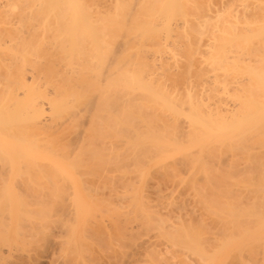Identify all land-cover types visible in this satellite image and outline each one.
<instances>
[{"label":"bare ground","instance_id":"6f19581e","mask_svg":"<svg viewBox=\"0 0 264 264\" xmlns=\"http://www.w3.org/2000/svg\"><path fill=\"white\" fill-rule=\"evenodd\" d=\"M2 1H4V0H0V2H2ZM12 1H14V0H12ZM11 0L10 1H7V3H6V1H5V3L4 2H2V3H4V4H2V3H0V9L1 10H3L2 11V13H4V14H2V13H0V15L1 16H5L6 18H7V20H10V19H8V17H10V14H12V12L15 14L16 12H19V11H22L23 9H22V2L24 3V5H23V7H24V9L26 10V11H22V12H25L24 14H25V16L28 14V13H33V11H35V8L37 7L38 8V5H40L39 7H41V6H44V5H46L47 3H48V5L47 6H45V9H47V14H45V17L46 16H51V14L53 13V11H56V9H57V13H60V15H61V17H62V20H63V22H64V25H65V27L63 28L64 29V33H62L63 34V36L65 37V38H67V34H69L70 36H72L73 38H75V39H73L72 40V38H71V41H73V43H75L76 44V49H77V58L79 59V61L80 62H82V64L81 65H83L84 64V60L86 59V60H90L89 62L88 61H86L85 62V64L88 62V63H91V65H93V63L95 62V60H96V63H94L95 64V69H97V72H95V69H94V65L92 66L93 67V69H92V67H91V69H90V66L88 65V68H89V70H90V72L91 73H94V74H92L93 75V77L95 76V74H96V78L94 79L93 77H92V75H91V77H92V79H94V82H95V84H94V82H93V84L94 85H97L96 87H93L92 88V86H94V85H90L89 83H88V81H90L89 79L91 78H89V76L88 75H86L85 77L82 75V74H86V73H89V71L88 70H86V69H88V68H86V67H84V68H82V66L81 65H77L76 67L78 68V67H80L79 69H84L83 71H88V72H84V73H82L81 74V78H80V76H79V78H77L78 76L76 75V74H78L81 70H78V71H74L73 72V68H72V70H70L71 72L69 73L70 74V76H72V74H75L77 77H72L73 78V81H74V79L75 78H77V80L76 81H78L79 82V84H80V80H81V84H83L82 82L84 81L86 84H89L88 85V87H89V89L88 90H91L92 89V91H89V92H87V93H85L84 95L81 93V92H79L80 91V89H78V88H81L82 89V86L81 87H79L78 85L75 87V84H78V83H74V85H72V83H70V85H72V86H74V89H76V92H78L77 94L75 93V92H72L71 93V95L68 93V95L69 96H71V97H66V100L65 101H62V99H61V101L59 100V102H61L60 104H59V102L57 103V102H55V103H57V104H55L54 103V105L56 106V105H60L61 106V108H60V106L58 107V106H56V107H58V108H56L54 105H53V102L55 101L54 99H53V101H52V103H51V107H53L54 106V108L53 109H58V111L57 112H59V111H61V110H63L62 112H66L67 111V113H69V114H67V115H65V112L63 113V115H65L66 117H68L67 118V121H68V119H69V116H71V118H72V115L70 114L71 112L69 111V109H66V108H68V107H66L67 105L66 104H68V102H70L69 100H73L74 101V98L76 97V98H78L80 101H83V103L82 102H80L81 103V105H77V107L79 106V107H81L82 105L85 107V112L89 115V117L91 116V112L90 111H93V110H96L95 109V105H97V103L98 102H100V104L103 102V105H104V107H103V105L101 104H99L100 106H102V109H103V112H102V110H98L97 112H99V113H96L97 115L98 114H101V115H99V117H101V119L103 118H105L104 120L102 119V122L103 123H105V125L103 124L102 126H101V123H100V125H96V123H95V127L96 126H101L100 128H99V131H100V133H99V135H101V132H103V129L101 130V128L102 127H104V126H106V130L107 129H109L108 130V132H103L104 133V136H105V134H106V136L107 137H111L112 135L114 136V134L116 135V133H119L118 135H117V137H120V138H118V140L120 141V145H121V143H122V145H124L125 147H127V142H128V140L126 139V140H123V138L121 137L124 133V135H123V137L124 136H126V137H124V139L125 138H127V137H133V136H136V138H139V140L141 141V143H142V145H140V146H143V148H144V145H147L146 147H148L147 149L146 148H144L145 149V151H147V163L149 162V163H151V161L152 160H156V170H154L155 168H153V169H151L149 166L147 167L148 168V171H147V173L149 172V168L151 169L150 170V172H152V170L154 171V173H157V171H158V173H159V171H161L158 175H162V173L164 174V172H165V175H167L168 176V178H169V180H168V178H167V181H170V179L172 178V180L170 181V183L173 181V187L174 186H178V187H176L178 190H180L181 189V187H183L185 190H187V189H189V191H193V195H194V198H198L200 201H202V200H204V201H206L207 200V202H205L204 204L205 205H202V206H207L208 207V209L210 208V205H211V208L210 209H212L211 210V213H210V209H209V212H206V210H205V208L204 209H202V210H205V212L207 213V214H209L210 213V217L212 218V217H214L213 219H212V221L213 222H215V219H216V221L218 222V226H217V222H215L216 223V230L214 231L216 234L215 235H217V234H220V235H222L221 237H219L220 235H218V237H219V239H217L218 237L216 236V239H217V242L219 241V245L218 246H220L221 244V246L222 247H220V251H221V249L223 250H228V251H233L234 249H233V247H237V246H239V245H241V246H244V245H246L247 243H251V245H252V243L254 244V246L252 245H249V246H251L250 248H252L253 250H255L256 251V249H259V251L257 250V252H258V254H259V252L261 253L262 251H264V247L263 248H260V247H262L263 246V240H261V239H264V235L262 236V237H260V235H262V233L264 234V0H233V1H236L237 2V5H238V8H237V10H236V13H232V12H230V9L228 8L229 6L228 5H230L229 3L231 2L230 0H224V1H221L222 3L224 2L225 4H223V5H225L226 7L224 8L223 6H222V3L221 2H219L220 3V5H219V7H218V5L215 7V9H214V11H212V6H210L211 5V2L210 1H208V3L206 4V6L207 5H209V7L207 6V9H206V7H205V3L203 4V3H201L199 0H195V1H197V2H199V4L198 3H196L195 1H190V2H188V3H190V4H188L187 3V0H184L180 5H182V7L179 5V2L181 1V0H170V2H168V1H166V0H164L165 2H168L167 3V5H166V3L164 4V2H163V0H161V6H158L159 7V9H156V11L154 10V12H153V14L155 15L156 14V16L158 15V14H160V15H158L159 16V18H160V20H163L162 18H161V16L162 17H165V19H169L170 18V20L168 21V22H171L170 24H167V25H169V27H167V25H166V23L165 24H161L160 25V23H159V26L157 25L158 24V22L160 21H158V19L157 18H155L156 16H154L153 14H151V17L152 18H155V19H157V21H152L153 19L151 18V20L150 21H152V22H154V23H156L157 22V24L155 25L154 23H152L151 25H148L149 23H150V21H149V23L148 24H146L147 22H148V20L147 21H143V23H144V26H143V24H141L140 26V28H139V21L141 20H137L136 22H137V26L135 25V23L134 22H131V21H133V18L131 19V18H128V19H131V21H129V22H131V24H134L136 27H137V29H138V31L136 30V29H134V30H132V29H127V28H124V29H127V31L129 30L130 32L131 31H134L135 32V30L137 31V32H135V36H138L137 34L138 33H140V30H145V28H146V33H148V31H147V29L149 30L150 28H151V26H153L154 28H151L152 30L154 29L155 31H156V33L154 32V31H150L149 33H152V35L153 34H155V36L159 33V35H162L163 34V32H164V37H161V36H159V39H160V41H159V39L157 38V40H155V42L156 43H158V44H156L160 49L158 50V47L156 46V48H157V50H156V52H155V48H151V49H149V47H148V50L146 49V51H148V53H149V51L150 50H152V53H154L155 54V56L157 57V54L159 55V54H161V56L160 57H162V55H164V53L163 52H165V51H163V45H165V47H166V43H168V41L166 42V40H163V39H165L166 38V32L168 33L169 32V34H171L172 35V37H173V39H171L172 41H173V44H175L174 42V38H175V35H177V37L178 36H180L179 38H176L175 40L176 41H178V43H179V40H181L180 38H184V40H185V36H186V46H187V42H189V40H187L189 37V35H190V45L187 47V48H189L188 50V52H189V56H190V58H188V56H187V54H186V56H187V58L188 59H192V60H194V63H195V61H196V59H194V58H196V57H199V55L201 56L202 55V57L200 58H197L198 59V61H200L199 62V67H196V65L194 66L193 64V61L191 62L190 60H188L189 62V64L188 63H186V65L188 64V66H189V68H187V66H185V63L184 64H182L183 66H185V69H186V71H187V74H188V72H189V76L186 74V71L185 70H183V71H185V73H184V76L183 75H179L180 76V80H182L181 79V76H183L182 78H184L183 79V84H182V90L181 89H179V90H177L176 88L175 89H172L171 90V92L174 94H170V89L171 88H169L168 87V85H166V82H164L165 83V86L163 85L162 87H166L165 88V90L163 91V89L161 90V91H159L158 90V87L159 86H161L162 85V83H160L159 84V82H157L158 80L160 81V80H166V78H165V75L164 74H166L165 72H164V76H162V74L160 75V76H162V77H159V75L157 74V73H159V72H162L163 73V69L166 71V69L168 68V66H167V64H166V67H165V64L160 60V63L158 62L159 61V59H160V57L158 58V60H157V58L154 56V58L152 59L153 60V62L155 61V60H157V62L159 63V65H156L155 64V62L153 63V64H155V65H153V64H151V63H149L148 61L146 62L145 60H143L142 61V58H141V60H139L140 62L138 63L137 62V57L139 58V55H138V53L141 51H138V53L136 54V55H132V54H130L129 55V51H130V48L128 47L129 46V41L127 42L126 40L127 39H125V37H124V40H122V42L124 41V43H122L121 42V40L119 39V40H117L118 42L120 41L121 42V44L122 45H124V48H123V52H124V49H125V51L127 52V54L130 56V58H131V60H130V58H129V56H128V58H129V60H124L125 58H120L121 56V54H119V53H121V51L119 50V48H117L118 46H111V47H107V46H109V43L107 42V43H105V44H103L102 42H106V38H105V36L107 37V33H108V29L106 30H104V32L106 31L107 33H105L106 35L104 36V33L102 32L103 31V29L102 28H100V29H102V33H103V37H100L99 39H100V41H101V43H102V45H104V47H102V45L100 44V46H101V54L103 53V51H104V55L102 56V55H100L99 56V51L100 50H94V51H90V49H91V47L89 48V47H87L86 48V46L87 45H85V44H89L90 42H92L91 40L93 39L94 41H97V40H95V38H97L96 37V35H97V33H98V28L96 27V26H94L93 24H92V21H91V17L88 15V13H87V10H85L86 9V7L83 5V4H85L84 2H81V0H18V3H16L17 2V0L16 1H14V2H12ZM19 1H21V2H19ZM92 1H95V0H92ZM113 1V0H112ZM115 1V0H114ZM132 1V0H131ZM139 1H144V0H139ZM157 1V0H156ZM155 0H153V2H152V0H151V2H149V1H147L148 3H146V1L145 2H137V0H133L132 2H134V5L136 4V2L138 3V7L140 6H142L143 5V3H144V5H149V4H151V5H149V7L150 6H156V4L155 5H153L154 3H158V5H159V3H160V1L158 2H156ZM175 1H177V2H175ZM179 1V2H178ZM207 1V0H206ZM214 1V0H213ZM219 1V0H218ZM230 1V2H229ZM101 1H97V3H100ZM120 3V5H119V3ZM129 2V1H128ZM162 2H163V4H162ZM171 2H172V4H171ZM184 2L186 3V4H184ZM202 2H203V0H202ZM19 3H20V5H19ZM102 3V2H101ZM103 3H105V1H103ZM107 3H109L108 1H107ZM123 3V2H122ZM119 0L117 1V5L118 6H116V7H121V6H125V4L123 5ZM146 3V4H145ZM200 3H201V7H203V5H204V8L206 9V10H208L209 11V13H211L210 15H209V13H208V11L206 12H204V14H206L205 16L206 17H204V14L203 13H200V11L202 10V11H204L203 9H201V7L199 6V8L196 6V4L197 5H200ZM215 3H217V2H215ZM215 3H213V4H215ZM218 3V4H219ZM96 4V3H95ZM130 4H131V2H130ZM187 4H188V6L190 5V7H188L187 6ZM192 4H194V5H192ZM203 4V5H202ZM20 6V8H21V10H19L20 8H18L19 6ZM129 5V4H128ZM137 5V4H136ZM133 6V4H131L130 5V8L128 7V10L130 9L131 10V12H132V10H133V12L134 13H136V10L135 9H141L140 7L138 8L137 6ZM166 6L165 8L164 7H162V6ZM178 5V6H177ZM96 6H97V4H96ZM99 6V5H98ZM109 6V5H108ZM132 6H133V9H131L132 8ZM170 6V7H169ZM177 8H176V7ZM185 6H187V8L189 9V8H191V6H192V8L193 9H195L194 10V12H193V10H192V14H196L195 13V11L197 10V14L198 15H202L200 18H204V19H202V20H200L199 22H198V24H196V25H194V27H191L192 29H190L191 30V32H190V34L188 33V34H184L183 32H184V29L186 28V26H185V22L186 21H183V22H181V25L177 22V21H179V20H176V22H177V25L176 24H173V26L171 25L174 21H173V17L171 18V16H173V10H174V8L176 9L174 12H175V14L177 13V14H182V12H185V10L184 9H186V7ZM215 6V5H214ZM213 6V7H214ZM224 8H222V7ZM228 6V7H227ZM18 8V10H17V8ZM136 7V8H135ZM146 7V6H145ZM148 7V6H147ZM152 7H150L149 9V11H147L146 9V11L148 12L147 13V15H149L150 13L149 12H151L153 9H155L154 7H153V9H152ZM157 7V8H158ZM161 7H162V9H161ZM179 7H181V8H179ZM195 7V8H194ZM231 7V6H230ZM41 8H43V7H41ZM104 8H106V7H104ZM103 8V9H104ZM110 8H111V6H110ZM124 7H121V10H123V11H125L124 9H123ZM135 8V9H134ZM144 8V7H143ZM211 8V9H210ZM216 8H218V9H216ZM222 10H221V9ZM226 8H228L229 9V11L228 10H225ZM98 9V8H97ZM101 10H102V8H100ZM107 9H108V7H107ZM107 9H104V11L105 10H107ZM180 9V10H179ZM199 9H201L200 11H199ZM1 10H0V12H1ZM40 10H43L44 11V9H40ZM120 10V9H119ZM135 10V11H134ZM137 10V11H138ZM142 10V9H141ZM172 10V11H171ZM178 10V11H177ZM182 10V11H181ZM216 10H218L216 13H215V11ZM99 11V10H98ZM109 11V10H108ZM186 11H191V9H189V10H186ZM211 11V12H210ZM37 12H38V9H37ZM110 12V11H109ZM131 12H129V13H131ZM143 12V11H142ZM6 13V14H5ZM36 13V12H35ZM35 13H33V15L31 16V18L29 17H27V19H29V20H31L32 19V17H34V16H38L41 12L39 11L38 13V15H36ZM43 13H45V11L43 12ZM48 13L50 14V15H48ZM101 13H103V12H101ZM105 13L106 14H108V12H106L105 11ZM111 13H113V11L111 12ZM110 13V14H111ZM127 13V12H126ZM144 13H146V12H144ZM152 13V12H151ZM189 13V12H188ZM208 13V14H207ZM214 13H215V15H214ZM22 14V13H21ZM99 14H100V12H99ZM98 14V15H99ZM172 14V15H171ZM53 15V14H52ZM59 15V14H58ZM113 15V14H112ZM115 15V14H114ZM122 15H123V12H122ZM136 15H138V14H136ZM142 15V14H141ZM146 15V16H147ZM214 15V16H213ZM16 16V17H15ZM107 16V15H106ZM133 16V15H132ZM143 16H145V15H142V17ZM12 18L13 17H15V18H17L18 17V19H17V23L18 24H15L14 23V25H19L20 23L22 24V20H21V18L23 17V18H26V17H24V16H21V18H20V16H17V15H13L12 14V16H11ZM40 17V16H39ZM60 17V18H61ZM105 17V16H104ZM112 17V16H111ZM115 17V16H114ZM134 17V16H133ZM1 18V17H0ZM5 18V19H6ZM11 18V19H12ZM34 18H36V17H34ZM41 18V17H40ZM43 18V17H42ZM59 18V19H60ZM100 18V17H99ZM124 18V17H123ZM137 18V17H136ZM147 18H148V16H147ZM44 19V18H43ZM42 19V22L44 21ZM50 19H53V20H55L54 18H50ZM49 19V20H50ZM139 19V18H138ZM144 19H146V17L144 18ZM149 19H150V17H149ZM177 19H179V16H178V18ZM2 20H3V18H1V20H0V24L2 23V25H0V28H1V26H2V28L1 29H3V30H7V27H8V25L7 24H5V25H7V27H3V23H6V22H8V21H4V22H2ZM16 20V19H15ZM14 19H13V21H15ZM28 20V21H29ZM38 20H40L39 18H38ZM37 20V21H38ZM49 20H48V18H47V24L49 23ZM51 21L52 23H50V24H52L53 26H54V21ZM109 20H110V18H109ZM113 20H115V19H113ZM175 20V19H174ZM21 21V22H20ZM32 22H34V26H35V24L37 25L38 23H35V20H31ZM31 21H29V24H31L30 22ZM70 21V23L69 24H67V22H69ZM116 21V20H115ZM125 21H126V19L124 20V24H127V25H129L128 23H125ZM135 21V20H134ZM164 21L165 20H163V21H161V23L163 22L164 23ZM12 22V20L10 21V22H8V23H10L9 24V27H8V30L7 31H4V32H8V33H10V31H11V33L12 34H7V36L5 37V36H3V37H5V38H9L11 35L14 37V39L16 38L17 39V41L19 40V39H21V37L22 36H25V40H26V38H28L30 35H32V37H36L37 39H38V35H39V33L41 32V31H44L43 29L47 26V25H45V23H44V27H42L41 26V24H40V26L42 27V30H40V26L39 27H37V29H39L40 30V32L39 33H31V34H29V31H26L28 28H29V26H28V28L25 26V28H24V32L26 33V32H28V34H29V36L28 35H23V34H21V33H23V32H19V35L21 34V37H19V39L17 38V35L16 34H18V33H16V34H13V29H12V26H11V28H10V25L11 24H13V23H11ZM20 22V23H19ZM26 22V21H25ZM57 22V21H56ZM66 22V23H65ZM99 22V21H98ZM97 22V23H98ZM112 22V21H111ZM114 22V21H113ZM167 22V21H166ZM176 22H174V23H176ZM24 23V22H23ZM27 23V22H26ZM54 23V24H53ZM60 23V22H59ZM96 23V22H95ZM184 24V26H182L183 24ZM100 24H101V22H100ZM115 24V26H116V24L117 23H114ZM146 24V25H145ZM186 24H188V23H186ZM62 25V24H61ZM60 25V26H61ZM96 25V24H95ZM119 25V24H118ZM147 25H148V27L150 26V28H148L147 27ZM165 25V26H164ZM16 26L15 27H13L14 28V30L16 29ZM22 28H23V26H24V24H23V26L22 25H20ZM48 26L50 27V28H48L50 31H54V29H58V27H53L52 28V30H51V25H49L48 24ZM47 26V27H48ZM100 26V25H99ZM102 26H103V28L105 27L103 24H102ZM101 26V27H102ZM156 26V27H155ZM158 26V27H157ZM179 26L181 27L180 29H177V27L179 28ZM17 27H19V26H17ZM20 27V28H21ZM31 27V26H30ZM32 27H33V23H32ZM32 27L30 28L31 29V31H32ZM46 27V28H47ZM117 27V26H116ZM123 27V26H122ZM132 27V26H131ZM135 27V28H136ZM145 27V28H144ZM161 27H163V30H161L162 28ZM170 27H171V29H170ZM176 28L177 29V31H176V29H175V32H174V29H173V31H172V28ZM183 27H185V28H183ZM11 30H10V29ZM45 28V29H46ZM106 28V27H105ZM164 28L166 29L167 28V30H164ZM169 28V29H168ZM182 28H183V30H182ZM18 29V28H17ZM35 29H36V26H35ZM48 29H47V31H48ZM123 29V28H122ZM123 29V30H124ZM115 30V29H114ZM143 30H142V32H143ZM169 30H171V31H169ZM183 31V32H181L180 33V31ZM189 30V31H190ZM1 31V30H0ZM16 31V30H15ZM20 31V30H19ZM34 31V30H33ZM32 31V32H33ZM37 31V30H36ZM46 31V34L47 35H45L47 38H49L48 36H49V34L51 33H53V31L52 32H49V34H48V32ZM57 31V30H56ZM56 31L54 32V34H56ZM111 31V30H110ZM115 31H117V30H115ZM121 31V30H120ZM2 32V31H1ZM61 32H63V31H61ZM154 32V33H153ZM158 32V33H157ZM171 32V33H170ZM174 32V33H173ZM195 32V35L196 36H191L193 33ZM57 33H58V35H59V37L58 36H56V35H54V36H56V37H58V38H60V40H62V42H65V43H68V41H69V38L68 39H65L64 41H63V36L62 35H60L59 34V32L57 31ZM147 34V35H151V34ZM177 33H179V34H177ZM186 33V32H185ZM192 33V34H191ZM33 34H34V36H33ZM113 34V33H112ZM118 34V33H117ZM132 34V33H131ZM143 34V33H142ZM141 34V35H142ZM182 36H181V35ZM36 35V36H35ZM41 35H42V33H41ZM53 35V34H52ZM69 35H68V37H69ZM121 34H119V35H117V37L118 36H120ZM140 35V34H139ZM183 35H184V37H183ZM194 35V34H193ZM1 36V35H0ZM28 36V37H27ZM51 36V35H50ZM124 36V35H123ZM143 36H144V34H143ZM158 36H156V37H158ZM163 36V35H162ZM204 36H207V38L208 39H210V42H209V44H205V47L206 48H203V47H201L202 45H203V43L202 42H196L197 40H195L194 41V38L193 39H191L192 37H195V38H198L199 40H203L202 38L204 37ZM211 36V37H210ZM2 37V36H1ZM2 37V38H3ZM13 37H12V40L13 41H11V37L9 38V40H10V44L12 45V44H14V39H13ZM61 37H63L62 39H61ZM110 38H111V36H109ZM121 37V36H120ZM140 37V36H139ZM156 37H154V36H152V38H156ZM188 37V38H187ZM0 39L1 41V43H3L4 41H3V39L4 40H6L5 38H3V39ZM24 38V37H23ZM41 38H42V36H41ZM43 38H44V35H43ZM42 38V39H43ZM46 38V39H47ZM51 38V37H50ZM49 38V39H50ZM55 38V37H54ZM87 38V39H86ZM88 38H90L89 40H88ZM101 38L102 39H104V41H102L101 40ZM114 38V37H113ZM113 38H112V40H113ZM123 38V37H122ZM148 38L150 39L151 37H149L148 36ZM152 38H151V40H152ZM162 38V39H161ZM168 38V37H167ZM16 39H15V41H16ZM29 39H32V38H29ZM29 39H27V40H29ZM40 39V38H39ZM46 39H44L45 41H42V40H36V41H39V42H46ZM135 39V38H134ZM141 39V38H140ZM146 39V38H145ZM149 39H147V40H149ZM26 40V41H27ZM53 40H57V38L56 39H52L51 41H53ZM87 40H88V42H87ZM136 40H137V38H136ZM151 40L149 41L150 43H151V45H154V44H152V42H151ZM170 40V41H171ZM183 40V39H182ZM16 41V43L18 44H21V42H17ZM21 41H22V39H21ZM32 41V45H34L33 44V42L35 43V46H36V49H40V48H37V47H39V46H37L36 45V43H38L39 44V42H36V41H34L33 39L31 40ZM48 41V40H47ZM114 41V40H113ZM112 41V42H113ZM116 41V40H115ZM114 41V42H115ZM116 41V42H117ZM163 41H165V44H162L163 43ZM171 41V42H172ZM194 41V42H193ZM6 42V41H5ZM9 42V41H8ZM13 42V43H12ZM23 42V41H22ZM61 42V41H60ZM60 42H58L57 41V45H58V43L60 44ZM117 42V43H118ZM139 42H141L140 40H139ZM197 43V45H195V48H194V45H192L193 43ZM0 43V44H1ZM15 43V45H12V46H16L17 44ZM26 43V45H27V42H25L24 41V44ZM54 42H52V44H53ZM117 43H113V45L114 44H116L117 45ZM135 43V42H134ZM138 43V42H137ZM177 43V42H176ZM183 43V42H182ZM182 43H179V46H180V44L182 45ZM201 43V45H199V47L202 49L201 51L198 49V47H196V46H198V44H200ZM10 44H8V45H10ZM18 44V45H19ZM24 44H22V45H24ZM30 44V45H31ZM46 44V43H45ZM45 44H44V46H45ZM56 44V43H55ZM54 44V45H55ZM69 44L71 45V42L69 41ZM91 44V43H90ZM89 44V45H90ZM120 44V45H121ZM136 44V43H135ZM140 44H142V42L141 43H139L138 45H140ZM171 44V43H170ZM173 44H171V47L173 46ZM17 45V46H18ZM25 45V46H26ZM28 45H29V41H28ZM40 46H41V49H40V51L43 49L42 48V46L43 45H41V44H39ZM57 45H56V47H57ZM64 45V44H63ZM93 45V44H92ZM119 45V44H118ZM128 45V46H127ZM138 45H136V47L138 46ZM169 45V44H168ZM12 46H10V47H12ZM21 45H19V47L17 48L18 50H20L21 49V47H20ZM43 46V47H44ZM48 46V45H47ZM49 46H50V44H49ZM67 46H69V45H67ZM72 46V45H71ZM85 46V47H84ZM160 46H162V48L160 47ZM179 46H177L178 48H179ZM183 46V45H182ZM182 46H180V47H182ZM186 46H184V47H182L183 49V51H184V49H186ZM9 47V46H8ZM27 47V46H26ZM25 47V50H27L28 52H29V49L31 48V46H29V48L27 47L26 48ZM58 47H59V45H58ZM61 47H62V43H61ZM94 47V46H93ZM113 47H114V49H113ZM121 47H123V46H121ZM127 47L129 48V49H127ZM155 47V46H154ZM176 47V48H177ZM191 47V48H190ZM2 48V47H1ZM12 48H14V47H12ZM64 48H66V45H65V47ZM68 48V47H67ZM86 48V49H85ZM89 48V52H91V53H89L88 51H86L87 49ZM98 48H99V46H98ZM115 48H116V50H115ZM138 48V50L141 48V46H140V48H139V46L137 47ZM136 48V49H137ZM142 48L144 49V46H142ZM173 49H176L175 48V46L174 47H172ZM178 48H177V50H178ZM10 49V48H9ZM9 49H8V53H9ZM23 49H24V47H23ZM32 49H33V47H32ZM47 49H50V48H47ZM55 49V48H54ZM62 49H63V47H62ZM105 49H106V51H105ZM129 50V51H127V50ZM168 49V48H167ZM170 49V48H169ZM14 50V49H13ZM45 50V49H44ZM56 50V49H55ZM60 50H61V48H60ZM67 50V49H66ZM91 50H93V48L91 49ZM103 50V51H102ZM111 50V51H110ZM112 50H113V52H112ZM115 50V51H114ZM154 50V51H153ZM187 50V49H186ZM1 52H2V54H1V57H3L4 56V58H5V53H7V52H5L4 53V55H3V52L4 51H2V49L0 50ZM15 51H16V49H15ZM32 52H33V50H31ZM36 51V50H35ZM34 51V52H35ZM39 51V52H40ZM50 51V50H49ZM48 51V52H49ZM57 51H59V49H57L55 52H57ZM64 51V50H63ZM68 51V50H67ZM66 51V52H67ZM118 51H119V53H118ZM157 51H158V53H157ZM168 51H170V50H168ZM0 52V53H1ZM19 52V51H18ZM21 52H24V50H22ZM20 52V53H21ZM38 52V53H39ZM45 52H47V51H44V53ZM60 52V51H59ZM61 52H62V50H61ZM61 52L59 53L60 54V56L62 57V59L63 60H65L64 59V55L62 56L61 55ZM69 52V51H68ZM110 52L112 53L111 55H109L110 54ZM136 52H137V50H136ZM151 52V51H150ZM160 52V53H159ZM170 52H172V51H170ZM187 52V53H188ZM26 53V52H25ZM43 53V54H44ZM65 53V52H64ZM63 53V54H64ZM87 53H89V54H87ZM142 53H143V51H142ZM146 54H147V52H145ZM179 53H180V51H179ZM190 53H192V54H190ZM198 53V54H197ZM26 54H28V53H26ZM32 54L33 53H31V56H29V58L27 59L25 56H23V57H21V59H22V64H24V66L23 67H25V64L28 62V61H26L25 59H27V60H30V59H32V58H30V57H33V56H35V54L32 56ZM37 54V53H36ZM67 54V53H66ZM70 55H71V53H69ZM68 54V55H69ZM90 54H91V56H90ZM118 54V55H117ZM3 55V56H2ZM11 55V54H10ZM19 55V54H18ZM45 56H47L48 55V53H46V54H44ZM89 55V56H88ZM113 55V56H112ZM115 55L119 58V60L120 59H123V61L121 60V62L119 63L118 62V58L117 57H115ZM132 55V56H131ZM148 55H150V53L148 54ZM153 55V54H152ZM166 55V54H165ZM9 56V54H7L6 55V58L5 59H7V57ZM14 56V55H13ZM17 56V55H16ZM20 56V55H19ZM38 56H40V53H39V55ZM44 56V57H45ZM57 56V55H56ZM67 56V55H66ZM108 56V57H107ZM111 56H112V58H111ZM133 56H136V57H134V58H136V59H134V58H132ZM142 56H143V59H144V55L142 54ZM146 56V55H145ZM196 56V57H195ZM0 57V58H1ZM43 57V56H42ZM55 57V54H53V57L52 58H54ZM68 57V56H67ZM67 57H66V59H67ZM71 57V56H70ZM75 57V56H74ZM80 57V58H79ZM87 57H89V58H87ZM101 57V58H100ZM109 57H110V59H109ZM146 57H148V56H146ZM153 57V56H152ZM165 57V56H164ZM184 57V56H183ZM194 57V58H193ZM4 58H1L2 60L4 59ZM9 58H11V59H13L12 58V56L11 57H9ZM15 58V57H14ZM50 58V57H49ZM85 58V59H84ZM113 58H114V60L115 61H113ZM156 58V59H155ZM163 58V57H162ZM0 59V60H1ZM36 59V58H35ZM34 58H33V60H35ZM38 59V58H37ZM51 59V58H50ZM56 59H59V61H60V57L58 58H55V60ZM84 59V60H83ZM109 59V60H108ZM134 59V60H133ZM155 59V60H154ZM201 59V60H200ZM15 60V59H14ZM16 60H19V58L18 59H16ZM15 60V61H16ZM147 60V59H146ZM150 61H151V59H149ZM165 60V59H164ZM187 60H185V61H187ZM4 61V60H3ZM8 61H9V59H8ZM51 61V60H50ZM59 61H55L56 63L57 62H59ZM78 61V60H77ZM76 61V62H77ZM79 61H78V63H79ZM110 61H113V62H110ZM134 61L136 62L135 64L137 65V67L136 68H134L135 66H133V63H134ZM142 61V62H141ZM184 61V62H185ZM10 62V61H9ZM8 62V63H9ZM11 62H12V60H11ZM18 62H20L21 63V61H18ZM18 62H14V64H16L15 66H13V68L15 67V69H13V71L14 72H16V71H18L19 70V72L21 71L22 73H21V75H22V77L24 76L25 77V74L23 73V72H26L28 75H30L29 73L30 72H33V71H30V72H28V69L27 68H25L24 70L21 68L22 66H21V64H19V66H18ZM25 62V63H24ZM31 62V61H30ZM35 62V61H34ZM55 62L53 63V62H48V63H51L52 64V66H54L55 65ZM66 62H68V60L66 61ZM114 62L116 63L117 62V64H114ZM145 62H146V64L147 63H149V64H147V66H145ZM1 63V62H0ZM39 63L40 62H38V60L36 61V64L39 66ZM64 63V62H63ZM87 63V64H88ZM111 63H113V65L111 64ZM140 63H141V66H143L142 68V70H144L145 69V67L148 69V70H150V68H149V66L148 65H151L150 67H152L153 66V68L151 69V72H152V70H153V72L152 73H154L155 74V76L157 75L158 77H155V79H154V74L152 75V73L150 74V75H152L153 77L151 78L150 77V75H149V73H150V71H148L147 69H145L147 72H145V70L144 71H142L141 70V67L139 68V66H140ZM143 63V64H142ZM161 63L162 64H164V65H161ZM4 66H6V67H3V68H7V71H8V74H9V71H10V68L8 69V67H10L9 66V64H8V66L6 65V63H5V61H4ZM11 64V63H10ZM13 64V63H12ZM28 64V63H27ZM26 64V67L27 66H29V64L27 65ZM36 64H34L35 66H37ZM41 64V63H40ZM54 64V65H53ZM60 64H62L61 62H60ZM65 64V63H64ZM85 64H84V66H85ZM124 64V65H123ZM134 64V65H135ZM197 64V63H196ZM33 65V64H32ZM33 65V66H34ZM58 65H59V63H58ZM58 65H57V67H58ZM98 65V66H97ZM111 65L113 66V67H111ZM120 65V66H119ZM161 65V66H160ZM11 66V67H12ZM31 66V65H30ZM33 67V69L34 70H38L40 67ZM62 66V65H61ZM65 66V65H64ZM67 66H69V65H67ZM66 66V67H67ZM100 66V67H99ZM115 66V67H114ZM118 66V67H117ZM162 67L161 68V70L159 71L158 70V68L157 67ZM41 67H43V66H41ZM55 67H56V65H55ZM55 67H53L54 69H55ZM60 67V66H59ZM59 67H58V69H59ZM65 67V68H66ZM98 67V68H97ZM109 67H110V69H112V68H114L113 69V71H114V73H111V72H113L112 70H111V72H110V69H109ZM174 67V66H173ZM1 64H0V71H1ZM2 68V69H3ZM18 68H20V69H18ZM36 68V69H35ZM44 68V67H43ZM86 68V69H85ZM137 68H138V70H137ZM169 68H171V66L169 65ZM169 68L167 69V71L169 70ZM175 68V67H174ZM177 68V67H176ZM16 69H18V70H16ZM23 71H22V70ZM27 69V70H26ZM42 69V68H41ZM50 69H52V67L50 68ZM50 69L48 68V72H46V68H45V72H43L44 71V69H43V71H41L42 73H45L44 75H46L47 73H50L49 71H50ZM57 69V70H58ZM157 71H155V70ZM178 69L180 70L181 68H179L178 67ZM184 69V68H183ZM198 70V73L200 74V75H198L197 74V70ZM6 70V69H5ZM26 70V71H25ZM31 70H32V67H31ZM40 70V69H39ZM57 70L55 69V72H57ZM68 70H69V67H68ZM75 70H76V68H75ZM177 70V69H176ZM62 70H60V71H58V73L59 72H61ZM109 71V72H108ZM117 73H116V72ZM156 73H155V72ZM192 71V72H191ZM1 72H3V71H1ZM0 72V74H2ZM34 72H37V71H34ZM39 72V71H38ZM41 72H39V74H37V73H34V75L35 74H37L36 76H35V78H37L39 75H40V73ZM52 73H54L55 74V72L54 71H51ZM73 72V73H72ZM82 72V71H81ZM80 72V73H81ZM176 72V71H175ZM190 72L192 73V74H190ZM193 72H194V74H193ZM5 74H3V76L2 77H6V78H4V79H8L9 78V80H13V79H15L16 77V79H17V82L19 81V83L21 82L22 83V85H24L25 86V84H23V82L25 83V81L27 82L28 80H26L27 79V77L25 78V79H23V82H22V79L21 80H18V79H20V78H22L21 76H20V73H16V74H18V76L17 75H15L16 77H14V75L12 76V71H11V74L9 75V76H12V77H8L7 78V72L5 71L4 72ZM52 73H50V74H47L48 75V77H50V75L52 74ZM58 73H56V74H58ZM79 73V74H80ZM116 73V74H115ZM144 73H146L145 75H146V77H149V78H145V75H144ZM148 73V74H147ZM196 73V74H195ZM26 74V75H27ZM33 74V73H32ZM60 74V73H59ZM58 74V75H59ZM64 74V73H63ZM62 74V75H63ZM66 74V75H65ZM64 75V77L63 76H61V78L60 79H62L63 80V78L65 79V81H66V79H68V72L67 73H65ZM78 74V75H79ZM106 74H109L108 75V77H109V80H108V82H107V76H106ZM170 74V73H169ZM179 74H180V72H179ZM190 78V75L192 76V75H196V77H197V79L196 80H190L188 77H186L185 78V76L186 75ZM42 75V74H41ZM46 75V76H47ZM61 75V74H60ZM111 75V76H110ZM149 75V76H148ZM166 75H168V74H166ZM198 75V76H197ZM20 76V77H19ZM33 76V75H32ZM45 76V77H46ZM55 76H57V75H55ZM55 76H52V77H54L55 78ZM66 76H67V78H66ZM69 76V77H70ZM88 76V77H87ZM177 76V75H176ZM87 77V78H86ZM104 77L106 78L105 80H104ZM178 77V76H177ZM1 78V77H0ZM12 78V79H11ZM29 78V77H28ZM32 78V77H31ZM31 78H30V80H31ZM40 78V77H39ZM44 78V77H43ZM59 78V77H58ZM58 78H56V80H59V81H62V80H60V79H58ZM72 78H70V80L72 79ZM159 78V79H158ZM192 78H194V77H192ZM2 79V78H1ZM38 79V78H37ZM36 79V80H37ZM46 80H48L49 78H45ZM156 79H158L156 82L154 81V80H156ZM167 79H170V78H167ZM172 79V78H171ZM25 80V81H24ZM36 80H33L34 82L36 81ZM39 80V79H38ZM37 80V81H38ZM40 80H41V78H40ZM39 80V81H40ZM53 80V79H52ZM69 80V81H70ZM97 80V81H96ZM164 80V81H165ZM185 80H187L188 81V83H187V81L186 82H184ZM2 80H0V82H1ZM5 80H3V84L2 83H0V84H2V87H3V85H4V82ZM55 81V80H54ZM72 81V80H71ZM87 81V82H86ZM105 81H106V84H105ZM172 81V80H171ZM8 82V81H7ZM6 82V83H7ZM11 81H9V83H10ZM16 82V80H15V82H14V80H13V82H11L10 84H11V88H13L14 89V86H15V84L17 83ZM29 82V81H28ZM28 82H27V85L26 86H28ZM44 82V81H43ZM49 82H50V80H49ZM49 82H46L47 83V86H48V84L49 85H51V82L49 83ZM104 82V83H103ZM160 82H162V81H160ZM179 82V81H178ZM181 82V81H180ZM9 83H7V84H9ZM13 83H14V86H13ZM20 83V84H21ZM30 83V82H29ZM40 83V82H39ZM56 84H57V82H55ZM61 83V82H60ZM59 83V84H60ZM66 83H67V81H66ZM65 82L63 83L62 82V84L64 85V88H65V86L67 85ZM90 83L92 84V80L90 81ZM98 83V84H97ZM156 83V84H155ZM168 83V82H167ZM10 84H9V87L8 88H10ZM66 84V85H65ZM86 84L84 85L83 84V86L85 87L86 86ZM104 84V85H103ZM178 84V83H177ZM186 84V85H185ZM6 85V84H5ZM4 85V86H5ZM17 85H18V83H17ZM22 85H20L21 87H22ZM35 84H33V86L32 87H36V85L34 86ZM42 85H44L45 86V84H42ZM58 85V84H57ZM57 85H55V86H57ZM62 85V86H63ZM70 85H67L66 86V89L68 90H70ZM154 85L156 86V87H154ZM180 85V84H179ZM29 86H31V84H29ZM38 86V85H37ZM40 86V85H39ZM54 86V85H53ZM54 86V87H55ZM61 86V84H60V86L58 85V90H56V93L58 94V96L57 95H55V96H57L58 98L62 95V94H60V90H61V88L59 89V87H62ZM181 86V85H180ZM183 86H186V87H183ZM2 87H0V90L2 89ZM18 87H19V85H18ZM21 87H20V89H21ZM52 87V86H51ZM54 87H53V90H54ZM69 87V88H68ZM78 87V88H77ZM87 87V86H86ZM171 87V86H170ZM10 88V89H11ZM29 88V87H28ZM28 88H26V89H28ZM42 88V87H41ZM91 88V89H90ZM184 88V89H183ZM4 89H5V87H4ZM7 89V88H6ZM13 89H11L10 90V96H9V101H10V99H11V101H12V99H13V97H14V99H15V94H16V91H15V94H14V91H12ZM19 89V90H20ZM24 89V88H23ZM31 89V88H30ZM33 89H35V88H33ZM62 89H63V87H62ZM74 89L73 88H71V90L72 91H74ZM155 89V90H154ZM17 90V89H16ZM36 90H38V89H36ZM50 90V89H49ZM64 90V89H63ZM67 90H64V91H66V92H70V91H67ZM78 90V91H77ZM86 90V89H85ZM87 90V91H88ZM168 90V91H167ZM2 91H3V93H2ZM6 91V93H7V91H8V89L7 90H5ZM3 89L0 91V93H2V95L0 94V156L1 155H3V153H14V154H17L18 153V156L19 155H21L23 152L25 153V151H31V152H28L29 154H33V155H31V157L32 156H34V155H36V154H38L39 152H41V149L43 148V145H39L40 143H43L42 141H40V143H38L39 141V139H37V138H39V136L38 137H36V133H35V131H34V133H33V131L32 130H30L31 131V133H33V134H31L32 136H30V139L29 140H31V139H34V140H31L32 142V144L34 145V142L36 143V145H39V147H41V149L39 148V147H37V149H40V150H37L36 149V147H34L31 143H30V141L28 140V137H29V135L27 136L26 135V133H24L23 135H22V133L23 132H21L24 128H22V130H21V127H19L18 125H22V124H24L25 123V126H27L26 128H28V124L27 123H30L29 125H31V123H34L33 125L34 126H31V127H35V126H38V125H36V124H44V122H46L47 120H46V115H44V113H45V110H44V108L42 107V105H43V103L42 102H39L38 100H39V98H41V97H39V96H37L38 94H39V91H41V90H38L37 91V93H36V91H33L32 93H34L33 95H32V93H31V91H32V89H31V91L28 89V91H25V92H28V93H31V97H30V95H28L29 97H28V101L26 102L25 100H27V97H25L26 99L25 100H23L24 102H26V103H23V101H21V99L18 101V99H16V101L13 99V101L12 102H9L10 104L11 103H13V102H15V103H13L14 104V106H13V104H11L13 107H11L12 109H13V111L11 110V108H9V106H10V104H9V106H8V109L6 108L7 107V105H8V103L7 104H5L6 102H8V101H6V100H8V99H6V98H4V94H6V93H4L5 92ZM18 91V90H17ZM21 91H22V89H21ZM24 91V90H23ZM59 93H58V92ZM182 91V92H181ZM11 92H13L12 94H14V95H12L11 94ZM51 92H52V90H51ZM54 92H55V90H54ZM65 92V93H66ZM143 93V94H145V95H147V96H149V97H151L152 98V100H153V103L155 104V106L154 105H152L151 103L150 104H148V109L150 110V113H148V117L146 118V113H144V115L142 114H138V113H141V112H136V113H134L136 110H134V111H132L133 110V108H135L136 109V106L138 105V104H136L135 102H134V100H133V102L131 103V96H132V94H135V93ZM169 92V93H168ZM175 92V93H174ZM22 93V92H21ZM41 93V92H40ZM65 93H63V95L65 94ZM168 93V94H167ZM17 94H19L18 96H20V93H17ZM27 94V93H26ZM35 94H37V95H35ZM139 94H138V96H139ZM142 94V95H143ZM7 95V94H6ZM5 95V96H6ZM22 95H24V93H22ZM52 95V94H51ZM60 95V96H59ZM62 95V96H63ZM66 95V94H65ZM8 96V95H7ZM6 96V97H7ZM18 96H16V98L18 97ZM26 96V95H25ZM53 96V95H52ZM12 97V98H11ZM21 97V96H20ZM39 97V98H38ZM51 97V96H50ZM72 97H73V99H72ZM24 98V97H23ZM57 98V99H58ZM71 98V99H70ZM134 98V97H133ZM154 98V99H153ZM2 99V100H1ZM6 99V100H5ZM49 99V98H48ZM56 99V101H58ZM60 99V98H59ZM63 99H64V97H63ZM98 99V100H97ZM150 99V98H149ZM50 100V99H49ZM51 100H52V98H51ZM51 100H50V102H51ZM128 100V101H127ZM137 100H139V99H137ZM76 101H77V99H76ZM124 101H126V103L127 102H129V105H128V103H127V108H124L125 107V102ZM72 102V101H71ZM79 102V101H78ZM73 103H75V102H73ZM72 103V104H73ZM77 103V102H76ZM135 103V104H134ZM50 104V103H49ZM133 106H132V105ZM66 105V106H65ZM99 105H97V107L99 106ZM119 105L121 106V105H123V107L121 108L122 110H118V107H119ZM136 105V106H135ZM150 105H152L153 107V109H151V107H150ZM75 106V105H74ZM94 106V107H93ZM100 106H99V108H100ZM130 106V107H129ZM64 107V108H63ZM70 107V106H69ZM77 107L75 108L77 111H78V113H79V109L80 108H78L77 109ZM93 107V108H92ZM96 107V108H97ZM16 108V109H15ZM82 108V107H81ZM125 110H124V109ZM61 109V110H60ZM8 110V111H7ZM137 110L139 111L140 110V108H137ZM147 110V109H146ZM12 111V112H11ZM53 111V110H52ZM88 111V112H87ZM101 111V112H100ZM140 111H144V110H140ZM82 112H84V110H82L79 114H80V116L79 115H77V116H79V117H81V115L83 114ZM84 112V113H85ZM90 112V113H89ZM146 112V111H145ZM75 113V112H74ZM82 113V114H81ZM93 113V112H92ZM48 114V113H47ZM61 114V113H60ZM135 114H136V116H135ZM138 114V115H137ZM56 115V114H55ZM62 115V114H61ZM69 115V116H68ZM84 115V114H83ZM82 115V116H83ZM93 115V114H92ZM97 115H96V119L98 118L97 117ZM106 115V116H105ZM60 115H58V117H59ZM86 116V115H85ZM94 117H95V115H93ZM103 116H105V117H103ZM61 117V116H60ZM65 117L63 116V119H64ZM70 118V119H71ZM92 118V117H91ZM90 118V119H91ZM48 119V118H47ZM56 119V118H55ZM60 119H62V117L61 118H59V121H60ZM73 119V118H72ZM83 119V118H82ZM98 119H100V118H98ZM50 120V119H49ZM48 120V121H49ZM74 120V119H73ZM72 120V121H73ZM94 120H95V118H94ZM47 121V122H48ZM55 121V120H54ZM57 121H58V119H57ZM72 121H70V122H72ZM27 122V123H26ZM64 122H66V120L64 121ZM83 121H81V123H82ZM98 122V121H97ZM99 122H101V120H99ZM48 123H51V120H50V122H48ZM54 124L55 123H57V122H53ZM59 123H61V124H59V127L57 126H53L52 124H51V126H53V128H56V130H58L59 128H60V126L61 125H63L59 130H62L63 132H60V133H57V132H55L56 134H54V132H52V129L51 128H49V129H46V127H45V124L44 125H39V127H37V128H40V129H46V130H48V132H49V130H51V132L50 133H53V134H49L46 130L44 131V133L46 134V133H48L49 135H51V136H48V134H46L48 137H52L53 135L55 136H53V138H55L56 139V142H60L61 140V138L62 137H60V135H63L64 137H65V135L63 134L64 132H66V130L68 129V130H70L71 128H73L74 126H72L70 129L68 128V127H70L71 125H69L70 123H69V121L67 122V123H69L68 124V127H66L67 129H64L65 127V125H67V124H65V123H63L62 121L61 122H59ZM80 122H79V124H81ZM93 123H94V121H93ZM107 123H108V125H107ZM98 124V123H97ZM16 125V126H15ZM57 125H58V123H57ZM76 125V124H75ZM93 125V124H92ZM17 127L16 129H15V131H17V132H13V130H14V128L15 127ZM24 126V125H23ZM41 126V127H40ZM43 126H44V128H43ZM50 126V127H51ZM49 127V126H48ZM109 127V128H108ZM120 127V128H119ZM20 128V130L21 131H19L18 129ZM25 128V129H26ZM82 128V127H81ZM146 129V131L145 132H143V129ZM24 129V130H25ZM29 129H31V128H29ZM33 129V128H32ZM65 131H64V130ZM84 129V128H83ZM86 129V128H85ZM98 129V128H97ZM11 130V131H10ZM27 130V129H26ZM25 130V131H26ZM36 130V129H35ZM38 130V129H37ZM36 130V131H37ZM68 130H67V132H68ZM72 130V129H71ZM82 130V129H81ZM142 130V131H141ZM40 131L41 130H38V132L37 133H40ZM43 131V130H42ZM41 131V132H42ZM85 131V130H84ZM91 131H92V129H91ZM97 131V130H96ZM112 131L114 132V133H112ZM12 132H13V134H12ZM73 132H75L74 130H73ZM78 132V131H77ZM81 132V131H80ZM86 132V131H85ZM93 132V131H92ZM121 132V133H120ZM43 133V132H42ZM88 134H91V133H89V132H87ZM96 133V132H95ZM123 133V134H122ZM29 134H30V132H29ZM44 134V135H45ZM68 134H69V132H68ZM82 134H84V132L83 133H81V135ZM107 134H110V135H107ZM16 137V138H18V139H16L14 136ZM24 135H26V137L24 136ZM38 135V134H37ZM56 135L58 136V138L56 137ZM67 135V134H66ZM80 135V134H79ZM85 135H87V134H85ZM84 135V136H85ZM96 135H98V134H96ZM76 136V135H75ZM88 136H90V135H88ZM87 136V137H88ZM103 136V137H104ZM112 136V137H113ZM138 136V137H137ZM32 137V138H31ZM45 137V136H44ZM86 137V136H85ZM94 137H95V135H94ZM101 137H102V135H101ZM100 137V138H101ZM11 138L12 139H15L18 143H19V145L18 144H16V143H13L12 144V142H11ZM19 138H26L25 139V141H23L24 142V144H21L22 143V141L21 140H19ZM42 138V137H41ZM41 138H40V140H41ZM75 138V137H74ZM90 138V137H89ZM88 138V139H89ZM97 138V137H96ZM99 138V139H100ZM115 138H116V136H115ZM115 138H113V140H117V139H115ZM122 138V139H121ZM49 139H51V138H49ZM57 139H58V141H57ZM64 139V138H63ZM112 139V138H111ZM14 140V141H15ZM19 140V141H18ZM36 140V141H35ZM43 140V139H42ZM45 140V139H44ZM66 140H68V139H66ZM81 140V139H80ZM94 140V139H93ZM92 139H91V141H93ZM121 140H123V142L124 141H126V142H122ZM21 141V142H20ZM45 141H47V140H45ZM55 140H53V142H54ZM63 141V140H62ZM76 141H77V138H76ZM75 141V142H76ZM88 141V140H87ZM95 141H96V139H95ZM118 141V142H119ZM28 142V143H27ZM51 142V141H50ZM70 142V141H69ZM102 142H103V140H102ZM102 142H99L98 141V145H99V147H101L100 146V144L102 143ZM112 142H114V141H112ZM25 143H26V147L28 146V144L30 143V145H32L31 147H27L28 148V150L27 149H25L26 147H25ZM47 143V142H46ZM49 143V142H48ZM79 143V142H78ZM96 144H97V141L95 142ZM115 143H116V141H115ZM114 143V144H115ZM15 144V145H14ZM54 144V143H53ZM62 144H64V143H62ZM67 144H69V143H67ZM66 144V145H67ZM87 144H88V142H87ZM22 145H24V147H22ZM29 145V146H30ZM52 145V144H51ZM55 145V144H54ZM65 145V144H64ZM82 146H83V144H81ZM86 145V144H85ZM90 145H91V143H90ZM94 145V144H93ZM107 145V144H106ZM113 145V144H112ZM116 145H119V143H117ZM149 145V146H148ZM59 146H61V145H59ZM70 146V145H69ZM82 146H81V148H82ZM96 146V145H95ZM45 147V146H44ZM52 147V146H51ZM62 148H63V146H61ZM91 147V146H90ZM104 147V146H103ZM121 147H123V146H121ZM32 148V149H31ZM47 148H48V146H47ZM47 148L46 149H42V151H44V150H47ZM69 148H71V147H69ZM81 148H80V150H81ZM86 148V147H85ZM96 148V147H95ZM114 148V147H113ZM22 149H23V152H21L22 151ZM29 149H31V150H29ZM36 149V150H35ZM49 149V148H48ZM51 149V148H50ZM49 149V150H50ZM53 150H55L56 148H52ZM59 149H61V148H59ZM65 149V148H64ZM82 149H84V148H82ZM100 149V148H99ZM98 149V150H99ZM102 149V148H101ZM108 149H110V150H108V152L109 151H111V148H108ZM116 149V151L117 150H122V152H123V149L122 148H118V147H116L115 148ZM115 149L114 150H112V151H115ZM142 149V148H141ZM78 150H79V148H78ZM79 150V151H80ZM92 150H94V149H92ZM104 150V149H103ZM105 150H107V147H106V149ZM124 150H126V149H124ZM39 151V152H38ZM52 151V150H51ZM67 150L65 149V151L64 152H66ZM97 151V150H96ZM101 151V150H100ZM115 151V152H116ZM48 152V151H47ZM60 152V151H59ZM59 152H57L56 151V153H55V156H56V154H58ZM64 152H61V153H63V155L62 154H58V155H60V156H58L57 155V157H60L61 158V155H62V157H64L65 159H67V158H69V156H67L66 157V155L68 154V152H70V151H68L67 152V154L64 156ZM72 152H74V150L72 151ZM81 152V151H80ZM84 152H86V150L84 151ZM83 152V150H82V153H84ZM93 152V151H92ZM98 152V151H97ZM114 152V153H115ZM120 152L121 151H117L115 154H116V157H117V154L119 153V155H120V157H119V155H118V157L120 158V160H121V158H123L124 157V155H123V157H121L122 155L120 154ZM121 152V153H122ZM127 152V151H126ZM35 153V154H34ZM49 153V152H48ZM96 153V152H95ZM103 153V152H102ZM110 153H112V152H110ZM27 154V153H26ZM28 154V155H29ZM69 154H71V153H69ZM75 154H76V152H75ZM89 153L87 152V154L86 155H88ZM94 153H92V155H93ZM99 154V153H98ZM127 154H129L128 152L126 153V155ZM10 155V154H9ZM13 155V154H12ZM11 155V156H12ZM25 155V154H24ZM27 155V156H28ZM81 155V154H80ZM90 155V154H89ZM92 155H90L91 157H92ZM94 155H96V154H94ZM104 155V154H103ZM125 155V156H126ZM15 156V155H14ZM26 156V155H25ZM37 156H39V155H37ZM72 156H73V153H72ZM70 157V158H72L73 159V157ZM75 156H77L76 158H77V160H78V157H80L78 154H76ZM75 156H74V158H75ZM90 156H88V157H90ZM2 157V156H1ZM84 157V156H83ZM82 157V158H83ZM87 156H85V158H86ZM87 157V158H88ZM94 157V156H93ZM97 157V156H96ZM106 157V156H105ZM127 157H130L129 155L127 156ZM127 157H124V158H126L127 159ZM11 158H14L13 156L11 157ZM10 158V159H11ZM28 158V157H27ZM36 158V157H35ZM63 158V159H64ZM75 158V159H76ZM109 158H110V156H109ZM80 159H81V157H80ZM93 159V158H92ZM95 159V158H94ZM102 159H104V158H102ZM125 159V160H126ZM132 159V161H133V158H131ZM27 160V159H26ZM28 160H30V159H28ZM37 160V159H36ZM69 160H71V159H69ZM86 160V159H85ZM100 160H101V158H100ZM39 161V160H38ZM79 161V160H78ZM90 161V160H89ZM92 161V160H91ZM94 161V160H93ZM102 161V160H101ZM128 161H130V159L128 158ZM135 161V160H134ZM10 162V161H9ZM27 162V161H26ZM37 162V161H36ZM40 162V161H39ZM70 162H72V161H70ZM73 162L74 163H76V166L77 167H79V165H77L78 163L77 162H75V160L73 159ZM95 162H96V160H95ZM94 162V163H95ZM103 162V161H102ZM106 162H108V161H106ZM2 163H4L3 162V159H2ZM73 163V164H74ZM125 162H123V164H124ZM126 163H129V162H127V160H126ZM130 163H132V162H130ZM136 163V162H135ZM134 163V164H135ZM24 164H26V163H24ZM35 165V164H37V163H32L31 165ZM43 164V163H42ZM58 164V163H57ZM80 164H81V162H80ZM98 165H99V163H97ZM103 164L104 163H102V166H103ZM108 164V163H107ZM110 164H111V162H110ZM137 164V163H136ZM139 164V163H138ZM26 165H29V164H26ZM55 165V164H54ZM54 165L53 166H51V167H54ZM65 165H66V163H65ZM82 165H84L83 163H82ZM95 165V164H94ZM114 165H115V163H114ZM129 165H131V167H132V165L133 164H129ZM140 165V164H139ZM138 165V166H139ZM149 165V164H148ZM225 165V166H224ZM23 166V165H22ZM25 166V165H24ZM35 166H37V165H35ZM58 168H60V170H62V172H64L65 173V171H66V169L64 168V166H62V164L61 165H59L58 164ZM70 166H72V165H70ZM74 166V165H73ZM75 166V167H76ZM116 166H117V164H116ZM116 166H115V169H116ZM135 166V165H134ZM137 166V165H136ZM135 166V167H136ZM146 166V164H142L141 166H139L140 167V169H142V167H145ZM66 167H68V166H66ZM81 168L83 167V166H80ZM75 168V170L77 171L78 169H81V168ZM100 167V166H99ZM106 166L104 165V167L103 168H105ZM113 168L114 169V166L113 165H110V167L108 168V166L106 167V170H107V168L108 169H110V168ZM119 167V166H118ZM118 167H117V171L118 170H120V168L118 169ZM121 167V166H120ZM138 167V168H139ZM27 169V167H24L23 169ZM44 168V167H43ZM55 169H54V172L57 170V168H56V165H55V167H54ZM74 168V167H73ZM84 168V167H83ZM87 168V167H86ZM89 168H91V166H89ZM100 168H102V167H100ZM111 168V169H112ZM33 169V168H32ZM93 169V168H92ZM97 169V168H96ZM99 169V168H98ZM39 170H41V168L39 169ZM82 170V169H81ZM86 170V169H85ZM88 170V169H87ZM87 170H86V172H87ZM104 171H105V169H103ZM121 170H122V168H121ZM147 169H145V170H142L143 171V173L146 171ZM69 171V170H68ZM82 171H84V170H82ZM89 171H91V170H89ZM113 171V170H112ZM123 171V170H122ZM121 171V172H122ZM142 171L140 172V173H142ZM28 172H31V171H29L28 170ZM34 172V171H33ZM48 172V171H47ZM57 172V171H56ZM79 172V171H78ZM97 173L96 171H93V173ZM124 172V171H123ZM149 172V173H150ZM49 173H50V170H49ZM59 173V172H58ZM57 173V174H58ZM79 173H81V172H79ZM92 173V172H91ZM108 173V172H107ZM116 173V172H115ZM167 173V174H166ZM169 173V174H168ZM55 174V173H54ZM62 174V173H61ZM69 173H67V175H68ZM72 173H70L69 175H71ZM82 174V173H81ZM89 174V173H88ZM98 174V173H97ZM96 174V176H101L100 175V173H99V175H97ZM103 174H104V172H103ZM105 174H106V171H105ZM112 174H113V172H112ZM121 174V173H120ZM151 174V173H150ZM173 175L174 177H175V179H173L174 177H171L170 178V175ZM47 174H45V176H46ZM56 175V174H55ZM68 175V176H69ZM93 175V174H92ZM116 175V174H115ZM128 175V174H127ZM144 174H142V176H143ZM145 175H147V174H145ZM153 175V173L151 174V176ZM165 175H163V177L162 178H165L164 176ZM187 175V176H186ZM237 175H238V177H237ZM67 176V177H68ZM72 176V175H71ZM85 176V175H84ZM111 176H113V175H111ZM124 176V175H123ZM122 176V177H123ZM126 176V175H125ZM129 176V175H128ZM149 176V175H148ZM154 176V175H153ZM62 177H63V175H62ZM102 177H103V175H102ZM107 177H109L108 175H107ZM121 176L119 177V178H122ZM160 177V176H159ZM45 178H50V177H48V175H47V177H45ZM56 178V177H55ZM58 178V177H57ZM65 178V177H64ZM78 178H79V176H78ZM93 178H95V177H93ZM92 178V179H93ZM98 178V177H97ZM110 178V177H109ZM113 178V177H112ZM116 178V177H115ZM114 178V179H115ZM124 178V177H123ZM47 179V181H50L51 179H49L48 180ZM67 179V178H66ZM71 179V178H70ZM98 179H100V178H98ZM104 179V178H103ZM105 179H106V176H105ZM111 179V178H110ZM153 179V178H152ZM60 180H62V179H60ZM59 180V181H60ZM72 180V179H71ZM102 180V179H101ZM124 180V179H123ZM127 180V179H126ZM147 180V179H146ZM158 180V179H157ZM160 180V182L162 181L161 179H159ZM176 180V181H175ZM72 181H74V180H72ZM85 181V180H84ZM113 181V180H112ZM145 181V180H144ZM149 181V180H148ZM148 181H147V183H148ZM166 181V182H167ZM65 182V179H64V181H63V183ZM163 182V183H162ZM161 183L162 184H164V181H162ZM201 182V183H200ZM202 182H203V184H202ZM54 183H55V181H54ZM60 183V182H59ZM72 183V182H71ZM73 183H75V182H73ZM154 183H156V182H154ZM153 183V184H154ZM47 184V183H46ZM49 185H50V182L48 183ZM52 184H53V182H52ZM57 183H55V185H56ZM61 185H62V182L60 183ZM65 184V183H64ZM92 184V183H91ZM98 184V183H97ZM105 184V183H104ZM114 184V183H113ZM86 185H87V183H86ZM157 185V184H156ZM160 185V184H159ZM167 185H171V184H167ZM48 186V185H47ZM54 186V185H53ZM82 186L84 187V185H83V183H82ZM92 186V185H91ZM100 186V185H99ZM62 187H65V186H63L62 185ZM87 187H88V185H87ZM87 187H86V189H87ZM90 187V186H89ZM147 187V186H146ZM160 187V186H159ZM180 187V188H179ZM93 188V187H92ZM172 188V187H171ZM84 189V188H83ZM85 189V190H86ZM156 189V188H155ZM164 189V188H163ZM165 189H167L166 187H165ZM177 189H175V191H177V194L179 193L178 192V190ZM88 190V189H87ZM162 190V189H161ZM170 191H172V192H175V191H173V190H171V189H169ZM68 191V190H67ZM70 191V190H69ZM68 191V192H69ZM89 191H91L90 190V188H89ZM88 191V192H89ZM146 191V190H145ZM67 192V193H68ZM92 192V191H91ZM91 192H89V193H91ZM171 192V193H172ZM187 192H188V190H187ZM70 193V192H69ZM79 193V192H78ZM116 193V192H115ZM161 194V193H160ZM163 194V193H162ZM166 194V193H165ZM168 194H169V192H168ZM79 195V197H81L80 196V194H78ZM89 195V194H88ZM87 195V197H91L92 195H89L88 196ZM159 195V194H158ZM157 195V196H158ZM172 195H173V193H172ZM175 195H176V193H175ZM174 195V196H175ZM193 195H190V196H188V198L190 197L191 198V196H193ZM161 196V195H160ZM167 196V195H166ZM170 196H171V194H170ZM174 196H173V198H174ZM183 196H184V194H183ZM94 197V196H93ZM168 197V196H167ZM176 197V196H175ZM77 198H78V196H77ZM147 198V197H146ZM163 198V197H162ZM166 198V197H165ZM185 198V197H184ZM207 198V199H206ZM167 199V198H166ZM178 199H179V197H178ZM177 199V197H176V200H174L175 201V203H176V205L178 204L179 206H181L180 204H182V202L179 204L178 202H180V201H177L178 200ZM192 199V198H191ZM81 200H82V198H81ZM149 200V199H148ZM162 200V199H161ZM160 200V201H161ZM168 200H169V197H168ZM173 200V199H172ZM180 200V199H179ZM184 200V199H183ZM189 200V199H188ZM195 200H197V199H195ZM159 201V200H158ZM170 201V200H169ZM169 201H168V203H169ZM193 201H194V199H193ZM192 201V202H193ZM191 202V203H192ZM208 202L210 203V204H208ZM79 203H80V201H79ZM78 203V204H79ZM83 203V202H82ZM95 203V202H94ZM172 203H173V201H172ZM175 203H174V208H175ZM185 203H186V201H185ZM203 203V202H202ZM206 203H207V205H206ZM85 204V203H84ZM187 204V203H186ZM193 204H194V202H193ZM197 204H198V202H197ZM178 205H177V207H178ZM183 205V204H182ZM199 205H201V204H199ZM198 205V206H199ZM78 206H80V208H83L82 206H81V204L80 205H78ZM87 206V205H86ZM171 206V205H170ZM89 207V206H88ZM146 207V206H145ZM173 207V206H172ZM172 207H170V208H172ZM189 207V206H188ZM194 207V206H193ZM79 208V207H78ZM86 208V207H85ZM90 208H92V207H90ZM89 208V209H90ZM147 208V207H146ZM187 208V207H186ZM203 208V207H202ZM173 209V208H172ZM182 209V208H181ZM190 209H193L192 208V206H191V208ZM195 209V208H194ZM193 209V210H194ZM160 210V209H159ZM71 211H74V210H71ZM80 211V210H79ZM85 211H87V210H85ZM142 211V210H141ZM198 211V209L196 210V212ZM208 211V210H207ZM213 211V212H212ZM75 212V211H74ZM159 212V211H158ZM190 212V211H189ZM195 212V213H196ZM203 212V211H202ZM78 213V212H77ZM191 213V212H190ZM193 213V212H192ZM200 213V212H199ZM194 214V213H193ZM211 214H213V215H211ZM139 215V214H138ZM140 215H142V216H140V217H142L143 218V214H141V212H140ZM198 215V214H197ZM206 215V214H205ZM217 217H216V216ZM159 217H161L160 215H158ZM179 216V215H178ZM208 217H209V215H207ZM206 216V217H207ZM145 217V216H144ZM204 216H202V218H203ZM164 218V217H163ZM180 217H178V219H179ZM196 218V217H195ZM198 218V217H197ZM210 218V219H211ZM171 219V218H170ZM68 220V221H67ZM69 220L70 219H66V221L69 223ZM163 220V219H162ZM167 220V219H166ZM165 220V221H166ZM169 220V219H168ZM142 221H145V222H148V220L146 221L144 218H143V220ZM164 220H163V222H165ZM179 221H181V219L179 220ZM204 221V220H203ZM150 222V221H149ZM163 222H162V224H163ZM167 222V221H166ZM165 222V223H166ZM170 223H171V220L169 221ZM189 222V221H188ZM66 223V222H65ZM180 223V222H179ZM182 223H183V221H182ZM198 223H200L201 224V222L199 221ZM198 223H196V224H198ZM204 223V222H203ZM142 224H144V222H142ZM149 224V223H148ZM196 224H195V226H196ZM68 225H70V224H68ZM67 225V226H68ZM147 225V224H146ZM146 225L144 224L143 226H145V228H146ZM176 225V224H175ZM183 225V224H182ZM199 225V224H198ZM206 225V224H205ZM220 225V226H219ZM64 226H66V224H64ZM72 226H74V225H72ZM191 225H189V227H185L186 228V230L188 229V231H190V232H193V233H191V237H192V239L190 238V232L189 233H187V232H185L186 230H184L185 228L184 227H180V228H178V229H180L179 231H178V229L176 228V230L174 231V234H173V236H171V238L170 239H173V240H171L172 241V245H174V244H176V242H179L178 244L180 245V246H184L185 247V244H188L189 246H190V248L189 249H193L194 250V253H196L197 251L201 254L200 255V257H202L203 258V256H204V258L203 259H205L207 256H205V255H209V251H208V253H206L205 254V252H204V250L207 248L206 247V245H204L203 243V240L204 239H201L202 237H201V235L198 233V232H200V231H196L197 232V235L195 234L196 232H195V230L196 229H193L192 230V228H195V227H193V226H191ZM215 226V225H214ZM150 227H153V226H149V228ZM162 227H163V225H162ZM166 227H168V224H167V226ZM166 227H164V228H166ZM177 227V226H176ZM199 227H200V225H199ZM199 227H197V228H199ZM202 227H204L203 226V224H202V226L199 228L200 230H201V228ZM210 227V226H209ZM212 227H213V224H212ZM73 228V227H72ZM148 228V227H147ZM161 228V227H160ZM163 228V229H164ZM174 228H175V226H174ZM184 228V229H183ZM205 228V227H204ZM215 228V227H214ZM184 231H183V230ZM198 229V230H199ZM153 230V229H152ZM151 230V231H152ZM165 230V229H164ZM203 230V229H202ZM202 230H201V232H202ZM205 230V229H204ZM206 230H208V228L206 229ZM147 231H149V229H147ZM181 231H183V232H181ZM212 231V232H213ZM150 232V231H149ZM206 232V231H205ZM204 232V233H205ZM182 233L184 234V236L182 235ZM180 234L182 235V237L180 236ZM186 234V235H185ZM188 234V235H187ZM192 234H194L193 236H192ZM196 235V236H195ZM176 236V237H175ZM178 236H179V239H178ZM199 236H200V239L202 240H199V241H201V243L199 242V241H197V237H198V239H199ZM204 236V235H203ZM173 237V238H172ZM184 237H186L185 239H183V240H181L182 238H184ZM193 237L196 239H193ZM177 238V239H176ZM191 239V241H187V240H190ZM220 239H222V240H220ZM184 240H185V242H184ZM251 240V241H250ZM197 241V242H196ZM261 241V242H260ZM246 242V243H245ZM263 242V243H262ZM183 244V245H181V244ZM177 244V245H178ZM200 245H201V247L202 248H204L205 247V249H202L201 247H200ZM174 247H176L175 245H174ZM187 248H188V246H186ZM256 247H258V248H256ZM230 248H231V250H230ZM256 248V249H255ZM185 249V248H184ZM260 249H263L262 251H260ZM195 250H197L196 252H195ZM236 250V249H235ZM185 251V250H184ZM205 251H207V249L205 250ZM219 251V252H220ZM228 251H226L227 253H228ZM197 252V253H198ZM197 253H196V255H197ZM223 253V252H222ZM230 253V252H229ZM239 253V252H238ZM211 255H214V254H212V253H210ZM262 254V257H264L263 256V254L264 253H261ZM260 254V255H261ZM218 255H220V253H218ZM229 255V254H228ZM228 255H225L224 257H227ZM259 255V256H260ZM198 256V255H197ZM217 256V255H216ZM230 256V255H229ZM229 256H228V258H229ZM240 256H241V254H240ZM240 256H238V257H240ZM244 256V255H243ZM208 257H210V256H208ZM212 257V256H211ZM223 257V258H224ZM237 257V256H236ZM212 258H214V259H217V257L215 258V256L214 257H212ZM233 258H235V257H233ZM208 259H210V261H211V258H208ZM214 259H212L213 261H214ZM225 259H227V258H225ZM224 259V260H225ZM230 259H232V258H230ZM205 260H207V258L205 259ZM224 260H222L223 262V264H224ZM229 260V259H228ZM234 260V259H233ZM243 260V259H242ZM209 261V260H208ZM216 261H219V260H216ZM216 261H214V262H216ZM232 260H230V262H231ZM235 261H236V259H235ZM235 261L233 262L234 264H235ZM241 261V260H240ZM246 261H248V259H246V257H245V261H243V262H246ZM250 261V260H249ZM248 261V262H249ZM205 262V261H204ZM226 262H227V260H226ZM225 262V263H226ZM230 262H227V264H230ZM247 262V263H248ZM236 263L237 264H239V263H241V262H237L236 261ZM246 263V264H247ZM189 264V263H188ZM232 264V263H231ZM241 264H244V263H241ZM249 264V263H248ZM251 264H252V261H251Z\"/></svg>","mask_w":264,"mask_h":264},{"label":"rangeland","instance_id":"374dc122","mask_svg":"<svg viewBox=\"0 0 264 264\" xmlns=\"http://www.w3.org/2000/svg\"><path fill=\"white\" fill-rule=\"evenodd\" d=\"M5 1H6V3H7V1H10V0H4V1H2V2H4L5 3ZM12 1V0H11ZM14 1H16V0H14ZM14 1H12V2H14ZM97 1L99 2V1H101L100 3H97ZM103 1H105V3H103ZM107 1L109 2V3H107ZM117 1L118 0H95V1H92V0H81V2H84L85 4H83L85 7H86V9L85 10H87V13H88V15L91 17V21H92V24L94 25V26H96L97 28H98V33H97V35H96V37L97 38H95V40H97V41H94L93 39L91 40L92 42H90L89 44H85V45H87L86 46V48L87 47H91V49L93 48V50H91L90 49V51H94V50H100L99 51V56L100 55H104L103 53H104V51H103V53L101 54V46H100V44L102 45V43L103 44H105V43H109V46H107V47H111V46H118L117 48H119V50L121 51V53H119V51H118V53L119 54H121L120 56V58H125L124 60H129V58H130V54H132V55H136L137 53H138V51H140L139 53H138V55H139V58L137 57V62L139 63L140 61L139 60H141V58H142V61L143 60H145L146 62L148 61L149 63H151V64H153L155 61V64L156 65H159V63H160V60L165 64V67H166V64H167V66H168V68H169V65L171 66V68H169V70L167 71V69H166V71L163 69V73L162 72H159V73H157L158 75H159V77H162V76H164L165 75V78H166V80L164 81V80H160V81H162V82H160L158 79H156V80H154L155 82L157 81V82H159V84L160 83H162V85L161 86H159L158 87V90L159 91H161L164 87H162L163 85L165 86V83L164 82H166V85H168V87L169 88H171L169 91H170V94L172 93L171 92V90L172 89H177V90H179V89H181L182 90V84H183V79L184 78H182L183 76H184V73H185V71H186V69H185V66H187V68H189V66H188V60H190V59H188V58H190V56H189V48H187L191 43H190V35L187 37L188 39L187 40H189V42H187V46H186V36H185V40H184V38H180L181 40H179V43H182V45L180 44V46H182V47H184V46H186V49H184V51L182 50L183 48L182 47H180L179 46V43H178V41H176L175 39L176 38H179L180 36H178L177 37V35H175V38H174V43L175 44H173V41L171 40V39H173V37H172V31H173V29H174V32H175V29L176 28H172V31L171 30H169V31H171L170 33L171 34H169V32L167 33L166 32V38L165 39H163V40H166V42L168 41V43H166V47H165V45H163V51H165V52H163L164 53V55H162V57H160L161 56V54H157V57L155 56V52H156V50H157V48H156V44H158V43H156L155 42V40H157V38L159 39V36H161V37H164V32H163V36L162 35H159V33L156 35V36H158V37H156L155 36V34H153L152 35V33H149L150 31H154L155 33H156V31L153 29H151V28H154L153 26H151V28H150V26L148 27V25H151L152 23H154L155 21H157V19H158V21L160 20V18H159V16L158 15H160V14H158L157 16H156V14L154 15L153 14V12H154V10L156 11V9H159V7L158 6H161V0H157L158 2L160 1V3H159V5H158V3H154L153 5H155L156 4V6H153L155 9H153V7L152 6H150V7H152V13L151 12H149L150 14L149 15H147V11H149L150 9V7H149V5H151V4H147V5H144V3H143V5L140 7L141 9H135L136 10V13H134L133 12V10H132V12H131V10L129 9L128 10V7L130 8V5L131 4H133V6H135L136 4V6L138 7V3L137 2H145L146 1V3H148L147 1H149V2H151V0H144V1H139V0H137V2H136V4L134 5V2H132L131 0H119L123 5L125 4V6H121V7H124L123 9L125 10V11H123V10H121V7L119 8V7H116V6H118L116 3H117ZM129 1V2H128ZM156 1V0H155ZM156 1V2H157ZM166 1H168V0H166ZM172 1V0H171ZM184 0H181L180 2H179V5L183 2ZM190 1H192V0H187V3L188 2H190ZM193 1H195V0H193ZM192 1V2H193ZM200 1V0H199ZM208 1H210L211 2V5L210 6H212V11H214V9H215V7L218 5V7H219V5H220V3L219 2H221V1H224V0H203V2H202V0L200 1L201 3H205L204 5H205V7H206V9H207V6L209 7V5H207L206 6V4L208 3ZM226 1V0H225ZM224 1V2H225ZM231 1V2H230ZM229 2V4L230 5H228L227 7L230 9V12H232V13H236V10H237V8H238V5H237V2L236 1H233V0H230ZM2 2H0V3H2ZM19 2H21V1H19ZM130 2H131V4H130ZM152 2H153V0H152ZM151 2V3H152ZM163 2H164V4L166 3V5H167V3L168 2H170V0L168 1V2H165L164 0H163ZM163 2H162V4H163ZM175 2H177V1H175ZM196 3H198L199 4V2H197V1H195ZM215 2H217V3H215ZM222 3V6L225 8L226 6L225 5H223V4H225V3ZM4 3H2V4H4ZM16 3H18V0H17V2ZM97 4V6H96V4ZM119 3V2H118ZM145 3V4H146ZM201 3H200V5H197L196 4V6L199 8V6L201 7ZM213 3H215V4H213ZM219 3V4H218ZM22 4L24 5V3L22 2ZM129 4V5H128ZM171 4H172V2H171ZM184 4H186L185 2H184ZM188 4H190V3H188ZM188 4H187V6H188ZM202 4V5H203ZM19 5H20V3H19ZM18 5V6H19ZM23 5L21 6L22 7V9L24 10V11H26L25 9H24V7H23ZM48 5V3L46 4V5H44V6H41V7H43V8H41V7H39L40 5H38V8L36 7L35 8V11H33V13H35L36 15H38L39 13V11L41 12L38 16H34V17H36V18H34V17H32V19L33 20H35V23H38L39 21V23L36 25L35 24V26H36V29H35V26H34V22H32L31 20H29V19H27V17L29 16L30 18H31V16L33 15V13L31 12V13H28L26 16H25V12H22V11H19V10H21V8H20V6L18 7V8H20L19 10H18V8H17V10L19 11V12H16L15 14L12 12V14L13 15H17V16H20V18H21V16H24V17H26V18H21V20H22V24L20 23L19 25H17V26H19V27H17L16 25H14V23L17 21V19H18V17L17 18H15V17H11L12 16V14H10V17H8V19H10V20H7V18L3 15V16H1L0 15V17L1 18H3V20L5 21H8V22H10L11 20H12V22L11 23H13V24H11L10 25V28H11V26H12V29H13V34H16V33H18V34H16L17 35V38L19 39V37H21V34H23V35H28L29 36V34H31V33H39L40 32V30H42V27H44L45 25H47L48 26V24L49 25H51L52 27H51V30H52V28L54 27H58V29L56 28V29H54V31H53V35L50 33L49 34V32H52V31H50L48 28H50L49 26L45 29H43L44 31H41L40 33H39V37H38V39L35 37H32V35H30L28 38H26V40L27 39H29V38H32L34 41H36V40H42V41H45L44 39H46L47 37L45 36V35H47L46 34V31H47V29H48V34H49V38H47L46 39V42H39V41H36V42H39V44H41V45H43L44 46V44H45V46L43 47L42 46V50L40 51V49H41V46L38 44V43H36V45L37 46H39V47H37V48H40V49H36V46H35V43L33 42V44L34 45H32L31 43H32V39H29V40H25V36H22L21 37V39H22V41H21V39H19L18 41H17V39H16V41L17 42H21V44H19V45H21L20 47H21V49L20 50H18L17 48L19 47V45L16 43V41H15V39H14V37L11 35L10 37H11V41H13L12 40V37H13V39H14V44H12V45H15V43L18 45H16V46H12L11 44H10V40H9V38H5L6 36H7V34H12L11 33V31H10V33H8V32H4V31H7L8 30V27H9V24L10 23H8V22H6V23H3L4 25H3V27L5 26V27H7V25H8V27H7V30H3V29H1L2 28V26H1V28H0V30L2 31H0V35L3 37V36H5V37H3V38H5L6 40H4L1 36H0V39L2 38L3 39V43H1L0 44V50L2 49V51H4L3 52V55H4V53L5 52H7L8 51V49H9V53L7 52V53H5V58H6V55L7 54H9V56L7 57V59H5L4 58V56L3 57H1V54H2V52L0 53V57L1 58H4L3 60L5 61V63H6V65L8 66V64H9V66L10 67H8V69L10 68V71H9V74H8V71H7V68H3V67H6V66H4V61L1 59L0 60V64H1V67L3 68H1V71H3V72H1L2 74H0V77L2 78H0V80H2L0 83H2L3 84V80H5L4 82V85H3V87H2V84H0V87H2V89L5 91V90H7L8 89V91H7V93H6V91L4 92V93H6V94H4V98H6V99H8V100H6V101H8V102H6L5 104H7L8 103V105H7V109H8V106H9V102H12L13 101V99H14V97H13V99H12V101H11V99H10V101H9V96H10V90L11 89H13V88H11L12 86H11V82H13V80H14V82H15V80H16V82H17V77L15 76V75H17L18 76V74H16V73H20V76L22 77V75H21V71L19 72V70L18 69H20V68H18V69H16V70H18V71H16V72H14L13 71V69H15V67L13 68V66H15L16 64H14V62H18V61H21V63L20 62H18L17 64H18V66H19V64H21V68L24 70L25 68H27L28 69V72H30V71H33V72H30L29 74L30 75H28L26 72H23L24 74H25V77L23 76L22 78H20V79H18V80H21L22 79V82H23V79H25L27 76L29 77H27V79L26 80H28L27 82H28V86H26L27 85V82L25 81V83L23 82V84H25V86L24 85H22V83L20 84L19 83V81L17 82L18 83V85H19V87H18V85H17V83L15 84V86H14V83H13V86H14V89L12 90V91H16V94H15V91H14V94H15V101H16V99H18V101L21 99V101H23V100H25L26 98L25 97H27V100H25L26 102L28 101V95H30V97H31V93L33 92V91H36V93H37V91L38 90H41V91H39V94L37 95V94H35V95H37V96H39V97H41V98H39V102H42L43 103V105H42V107L44 108V110H45V113H44V115H46L45 117H46V120L48 121L49 119L51 120V123H48V122H50V120L47 122H44V124H45V127H46V129H49V128H51L52 129V132H54V134H56L55 132H57L63 125H61L60 126V128L58 129V130H56V128H53V126H58L59 127V124H61V123H59V122H63V123H65V124H67V125H65L64 127V129H67L66 127H68V124L69 125H71L70 127H68L69 129L72 127V126H74L73 128H71L70 130H68V132H69V134H68V132H67V130H66V132H64L63 134L65 135V137L63 136V135H60V137H62L60 140V142L58 141V139H57V141L58 142H56V139L55 138H53V136L52 137H48V136H51V135H49V134H53V133H50L51 132V130H49V132H48V130H46L45 128H44V126H43V128L44 129H40V128H37V127H39V125H44V124H36V125H38V126H35V127H31V126H34L35 124L34 123H31V125H29L30 123H27L28 124V128H26L27 126H25V123L24 124H22L21 126L20 125H18L19 127H21V130H22V128H26L25 130L23 129L22 131L20 130V128L18 129L19 131H21V132H23L22 133V135L24 134V133H26V135L28 136L29 135V137H28V140L30 139V136H32L31 134H33L34 133V131H35V133H36V137H38L39 135V138H37V139H39L38 141V143H40V141H42L43 143H40L39 145L41 146V145H43V148L44 149H46L47 148V146H48V148L50 149H48L47 148V150H44V151H42V149H41V147H39V145H36V143L34 142V145L31 143L32 141L31 140H34V139H31V140H29L30 141V143L34 146V147H36V149H37V147H39L40 149H41V152H39L38 154H36V155H34V156H32L31 157V155H33L32 153L31 154H29L28 152H31V151H25V153L23 152V149H22V151L21 152H23L21 155H19L18 156V153L17 154H14V153H3V155H1L0 156V264H223L222 262V260H224L225 258H227V259H225L224 261L226 262V260H227V262H230V260H232L231 262H230V264L232 263V264H234L233 262L235 261V259H236V261L237 262H241V263H244V264H246L249 260V264H251V261H252V264H264V257H262V254L261 253H264V251H262L264 248V239H261V240H263V246L262 247H260V248H263V249H260V251H262L261 253L259 252V254H258V252H257V250L259 251V249H256V248H258V247H256L255 249H256V251L255 250H253L252 248H250L252 245L254 246V244L252 243V245H251V243H247L246 245H244V246H241V245H239V246H235V247H233V251H228V250H222L221 249V251L219 250L220 249V247H222L221 245L220 246H218L219 244V241L217 242V239H219V237H221L222 235H220V234H217V235H215L216 233L214 232L215 230H216V223L215 222H217L216 221V219H215V222H213L212 221V219L214 218V217H210V213H211V210L212 209H210L211 208V205H210V213L209 214H207L206 212H209V209H208V205H207V203H206V205L207 206H202V205H205L204 203L205 202H207V200L206 201H204V200H202V201H200L198 198H194V193H193V191H189V189H187L188 190V192H187V190H185L183 187H181V189L180 190H178L176 187H178L177 185L176 186H172L174 183H173V181L170 183V181L172 180V178L171 177H174L172 174L170 175V181H167V178H168V176L167 175H165V172H164V174L162 173V175H158L161 171H159V173H158V171H157V173H154V171L152 170V172H150V170L151 169H153V168H155L154 170H156L157 168H156V160L154 159V160H152L151 161V163H147V151H145V149L144 148H148V147H146L147 145H144V148H143V146H140V145H142V143H141V141L139 140V138H136V136H133V137H127V138H125L124 139V137H126V136H124L123 137V135L125 134H123L121 137L123 138V140H128V144H127V147H125L124 145H122V143H121V145H120V141L118 140V138H120V137H117V135L119 134V133H116V135L114 134V136L112 137H107L106 136V134H105V136H104V133L103 132H108V130L109 129H105L106 128V126H104V127H102L101 128V130L103 129V132H101V135H102V137H101V135H99V133H100V131H99V128L104 124L105 125V123H103L102 122V119H101V117H99V115H101V114H96V113H99V112H97L98 110H102V112H103V109H102V106H100L101 104L103 105V102L100 104V102H98L97 103V105H99L100 106V108H99V106L97 107V105H95L96 107H95V109L96 110H93V111H90L89 113L91 114V116L89 117V115L85 112V107L82 105L81 107H77V105L79 104V105H81V103L80 102H82L83 103V101H80L78 98H74V101L73 100H69L70 102H68V104H66L65 106L66 107H68V108H66V109H69V111L71 112L70 114L72 115V118L74 119H72L71 118V116H69V119H68V121H69V123H67L68 121H67V118L68 117H66L65 115H67V114H69V113H67V111L65 112V115H63V113L64 112H62L63 110H61L62 108H61V106H60V110L61 111H59V112H57L58 111V105H56V106H58V107H56L55 105H54V103L55 102H59V100L61 101V99H62V101H65L66 100V97L68 96V97H71V96H69L68 95V93L71 95V93L72 92H75L76 94L78 93V92H76V89H74V86H72V85H74V83L76 82V83H78V84H75V87L78 85L79 87H81L82 86V89L81 88H78V89H80V91L79 92H81L83 95L85 94V93H87V92H89V91H92V89L91 90H88L89 89V87H88V85L90 84L91 86L92 85H94L95 84V82H94V79L96 78L95 76H96V74H95V76L93 77V75L92 74H94V73H91L90 72V70H89V68H88V65L90 64L91 65V63H88L90 60H86L85 58V62L86 61H88L86 64H85V62H84V64H85V66H84V64L83 65H81L82 64V62H80L79 61V59L77 58V49H76V44L75 43H73V41H71V38H72V40L73 39H75V38H73L72 36H70L69 34H67V38H65L64 36H63V34L62 33H64V27H65V25H64V22H63V20H62V17H61V15H60V13H57V9H56V11H53V15L51 14V16L49 17V16H46L45 17V14H47V9H45V6H47ZM99 5V6H98ZM109 5V6H108ZM119 5H120V3H119ZM191 5V4H190ZM190 5L188 6V7H190ZM192 5H194V4H192ZM204 5H203V7H201V9H203L204 11H202L201 9H199V11H200V13H203L204 14V12L206 11H208V10H206L205 8H204ZM215 5V6H214ZM110 6H111V8H110ZM128 6V7H127ZM133 6H132V8L131 9H133ZM146 6V7H145ZM148 6V7H147ZM178 6V5H177ZM181 7H182V5H180ZM187 6H185L186 7V9H184L185 10V12H182V14H175V8H174V10H173V16H171V18L173 19V21L174 22H176V20H179V21H177L178 23L181 21V22H183V21H186L185 22V26H186V28L185 27H183V28H185L184 29V32L183 31H180V33L181 32H183L185 35L186 34H190V32H191V30L190 29H192L191 27H194V25H196V24H198V22L200 21V20H202V19H204V18H200L202 15L200 14V15H198L197 14V10L195 11V13L196 14H192V10H193V12H194V10L195 9H193L192 8V6H191V8H189V9H191V11H186V10H189L188 8H187ZM195 6V5H194ZM214 6V7H213ZM221 6V7H222ZM231 6V7H230ZM104 7H106V8H104ZM107 7H108V9H107ZM138 7V8H139ZM144 7V8H143ZM158 7V8H157ZM162 7H166V6H162ZM162 7H161V9H162ZM170 7V6H169ZM176 7V6H175ZM181 7H179V8H181ZM222 7V8H223ZM98 8V9H97ZM100 8H102V10L100 9ZM107 9V10H105L106 12H108V14H106L105 13V11H104V9ZM177 8V7H176ZM195 8V7H194ZM223 8V9H224ZM228 8H226L225 10H228L229 11V9ZM37 9H38V12H37ZM40 9H44V11H45V13H43L44 11L43 10H40ZM120 9V10H119ZM147 11H146V10ZM182 9V8H181ZM211 9V8H210ZM216 9H218V8H216ZM221 9V8H220ZM1 10V9H0ZM99 10V11H98ZM110 12H109V11ZM134 10V11H135ZM138 10V11H137ZM180 10V9H179ZM183 10V9H182ZM181 10V11H182ZM222 10V9H221ZM2 11L3 10H1V12L0 13H2ZM113 11V13H111ZM143 11V12H142ZM172 11V10H171ZM175 11V12H174ZM178 11V10H177ZM218 10H216L215 11V13L217 12ZM99 12H100V14H99ZM101 12H103V13H101ZM122 12H123V15H122ZM127 12V13H126ZM129 12H131V13H129ZM144 12H146V13H144ZM189 12V13H188ZM211 12V11H210ZM22 13V14H21ZM111 13V14H110ZM208 13H209V11H208ZM207 13V14H208ZM212 13V12H211ZM211 13H209V15L211 14ZM215 13H214V15H215ZM2 14H4V13H2ZM6 14V13H5ZM59 14V15H58ZM99 14V15H98ZM113 14V15H112ZM115 14V15H114ZM136 14H138V15H136ZM145 15V16H143L142 17V15ZM151 14H153L154 16H156L155 18H157V19H155V18H152L151 17ZM48 15H50L49 13H48ZM107 15V16H106ZM134 17H133V16ZM148 16V18H147V16ZM172 15V14H171ZM206 14H204V17H206L205 16ZM212 15V14H211ZM213 15V16H214ZM41 18H40V17ZM105 16V17H104ZM112 16V17H111ZM115 16V17H114ZM178 16H179V19H177L178 18ZM28 17V18H29ZM44 19H43V18ZM54 18L55 20H53V19H50V18ZM61 17V18H60ZM100 17V18H99ZM124 17V18H123ZM137 17V18H136ZM146 17V19H144ZM149 17H150V19H149ZM203 17V16H202ZM1 18H0V20H1ZM6 18V19H5ZM12 18V19H11ZM38 18L40 19V20H38ZM47 18H48V20L50 19L51 21L53 20L54 21V26L52 25V24H50V23H52L50 20H49V23L47 24ZM60 18V19H59ZM109 18H110V20H109ZM128 18H133V21H131V19H128ZM139 18V19H138ZM151 18L153 19L152 21H154V22H152V21H150L151 20ZM161 18L163 19V20H165L164 21V23L162 22L161 23V21H163V20H160L159 22H158V24H157V22L156 23H154L155 25L157 24L158 26H159V23H160V25L162 24H165L166 23V25L167 24H170L171 22H168L169 20H170V18L169 19H165V17H162L161 16ZM13 19L15 20V21H13ZM42 19L44 20L43 22H42ZM113 19H115V20H113ZM126 19V21H125V23H128L129 25H127V24H124V20ZM140 20L139 21V28L142 26L141 24H143V26H144V23H143V21H147L148 20V22L146 23V24H148L149 23V21H150V23L147 25V27L148 28H150L149 30L147 29V31H148V33L149 34H151V35H147L148 33H146L145 31H146V28H145V30H143V32H142V30H140V33H138L137 35L138 36H135L136 34H135V32H137L138 31V29H137V20ZM175 19V20H174ZM2 20V22H4ZM19 20V19H18ZM31 21L30 23L31 24H29V21ZM38 20V21H37ZM135 20V21H134ZM27 23H26V22ZM57 21V22H56ZM99 21V22H98ZM112 21V22H111ZM114 21V22H113ZM129 21H131V22H134L135 23V25L137 26H135L134 24H131V22H129ZM167 21V22H166ZM18 22V21H17ZM15 23V24H18V23ZM24 22V23H23ZM46 22V23H45ZM60 22V23H59ZM96 22V23H95ZM98 22V23H97ZM100 22H101V24H100ZM172 23L171 25L173 26V24H176L177 25V22L176 23ZM181 22L179 23L180 25H181ZM32 23H33V27H32ZM44 23H45V25H44ZM66 23V22H65ZM70 23V21L69 22H67V24H69ZM114 23H117L116 24V26H115V24ZM184 23V22H183ZM182 23V24H183ZM186 23H188V24H186ZM5 24H7V25H5ZM23 24H24V26H23ZM40 24H41V26H40ZM62 24V25H61ZM96 24V25H95ZM102 24L106 27H104L103 28V26H102ZM119 24V25H118ZM145 24V25H146ZM0 25H2V23L0 24ZM20 25H22L23 26V28L20 26ZM61 25V26H60ZM100 25V26H99ZM141 25V26H140ZM161 25V26H162ZM16 26V31L14 30V28L13 27H15ZM25 26L28 28V26H29V28L26 30V31H29V34H28V32H24L25 30H24V28H25ZM32 27V31H31V27ZM40 26V27H39ZM102 26V27H101ZM123 26V27H122ZM132 26V27H131ZM157 26V27H158ZM165 26V25H164ZM182 26H184V24L182 25ZM191 26V27H190ZM21 27V28H20ZM37 27H39L40 28V30L39 29H37ZM136 27V28H135ZM156 27V26H155ZM167 27H169V25H167ZM9 28V29H10ZM18 28V29H17ZM100 28H102L103 29V31H102V29H100ZM124 28H127V29H132V30H134V29H136L135 30V32L134 31H127V29H123ZM162 29L161 30H163V27H161ZM181 27L179 26V28L177 27V29H180ZM183 28H182V30H183ZM107 30L108 31V33L105 31L104 32V30ZM117 30V31H115V30ZM169 29V28H168ZM170 29H171V27H170ZM177 29H176V31H177ZM11 30V29H10ZM20 30V31H19ZM37 30V31H36ZM59 32V34L60 35H62L63 37H61V39L63 38V41L65 40V39H68L69 38V41L71 42V45L69 44V41H68V43H65V42H62V40H60V38H58L59 37V35H58V33H57V31ZM111 30V31H110ZM121 30V31H120ZM164 30H167V28L165 29L164 28ZM190 30V31H189ZM56 31V34H54V32ZM61 31H63V32H61ZM104 33V36L106 35L105 33H107V37L105 36V38H106V42H102L101 43V41H100V37H103V33ZM16 32V33H15ZM19 32H23V33H21L20 35H19ZM153 32V33H154ZM173 32V33H174ZM178 32V31H177ZM186 32V33H185ZM41 33H42V35H41ZM113 33V34H112ZM118 33V34H117ZM132 33V34H131ZM144 34V36H143V34ZM176 33V32H175ZM119 34H121L120 36H118L117 37V35H119ZM140 34V35H139ZM142 34V35H141ZM161 34V33H160ZM177 34H179V33H177ZM192 34V33H191ZM194 34V35H193ZM191 36H196L195 35V32L193 33ZM43 35H44V38H43ZM51 35V36H50ZM54 35H56V36H58V37H56V36H54ZM68 35H69V37H68ZM124 35V36H123ZM181 35V34H180ZM33 36H34V34H33ZM41 36H42V38H41ZM109 36H111V38L109 37ZM126 36V37H125ZM140 36V37H139ZM148 36L149 37H151L152 38V36H154V37H156V38H152V40H151V38L149 39L148 38ZM182 36V35H181ZM24 37V38H23ZM55 37V38H54ZM71 37V38H70ZM114 37V38H113ZM123 37V38H122ZM124 37H125V39H127L126 41L128 42L129 41V48H130V51L129 50H127V49H129L128 47H127V51H129L128 53H129V55L127 54V52L125 51V49H124V52H123V48H124V45H122L121 44V42H122V40H124ZM168 37V38H167ZM183 37H184V35H183ZM211 37V36H210ZM40 38V39H39ZM57 38V40L55 41V40H53V41H51L52 39H56ZM104 38V37H103ZM112 38H113V40L115 41H117V40H121V42L119 41H113L112 40ZM135 38V39H134ZM136 38H137V40H136ZM141 38V39H140ZM146 38V39H145ZM194 38V41L195 40H197L196 42H204L203 43V45L201 46V47H203V48H206L205 47V44L207 43V44H209V42H210V39H208L207 38V36H204L202 39L203 40H199L198 38H195V37H192L191 39H193ZM87 39V38H86ZM90 38H88V40H89ZM147 39H149V40H147ZM155 39V40H154ZM162 39V38H161ZM183 39V40H182ZM48 40V41H47ZM88 40H87V42H88ZM101 40L102 41H104V39H102L101 38ZM139 40L142 42V44H140V45H138L139 43H141V42H139ZM151 40V42H152V44H154V45H151V43L149 42ZM172 42H171V41ZM1 41V40H0ZM6 41V42H5ZM9 41V42H8ZM24 41L25 42H27V45H26V43L24 44ZM28 41H29V45H28ZM57 41L58 42H60V44L58 43V45H59V47H58V45H57ZM113 41V42H112ZM158 41V40H157ZM159 41H160V39H159ZM193 41V42H194ZM31 42V43H30ZM52 42H54L53 44H52ZM136 44H135V43ZM138 42V43H137ZM161 42V41H160ZM177 42V43H176ZM193 43L192 45H197V43ZM13 43V42H12ZM56 43V44H55ZM61 43H62V47H63V49H62V47H61ZM113 43H117V45L116 44H114L113 45ZM122 43H124V41L122 42ZM156 43V44H155ZM173 44V46L172 47H174L175 46V48L177 47V46H179V48H178V50H177V48L176 49H173L172 47H171V44ZM8 44H10V45H8ZM22 44H24V45H22ZM31 44V45H30ZM49 44H50V46H49ZM55 44V45H54ZM64 44V45H63ZM93 44V45H92ZM119 44V45H118ZM121 44V45H120ZM162 44H165V41H163V43ZM169 44V45H168ZM189 44V45H188ZM29 48V46H31V48L29 49V52L27 51V50H25V47L26 46ZM48 45V46H47ZM56 45H57V47H56ZM65 45H66V48H64L65 47ZM67 45H69V46H67ZM136 45H138L139 46V48H140V46H141V48L138 50V46L136 47ZM195 45H194V48H195ZM199 45H201V43L200 44H198V46H196V47H198V49L200 48L199 47ZM9 46V47H8ZM10 46H12V47H14V48H12V47H10ZM94 46V47H93ZM98 46H99V48H98ZM121 46H123V47H121ZM142 46H144V49L142 48ZM155 46V47H154ZM191 46V45H190ZM2 47V48H1ZM17 47V48H16ZM23 47H24V49H23ZM26 47V48H27ZM32 47H33V49H32ZM68 47V48H67ZM85 47V46H84ZM89 47V48H90ZM102 47H104V45H102ZM148 47H149V49H153V48H155V52L154 53H152V50H150L149 51V53H150V55H148L149 53H148V51H146V49L148 50ZM158 47V46H157ZM161 48H162V46H160ZM47 48H50V49H47ZM57 49H59V51L61 52V50H62V52H61V55L64 57V59L65 60H63L62 59V57L60 56V52L59 51H57V52H55ZM60 48H61V50H60ZM85 48V49H86ZM89 48L86 50V51H88L89 52ZM105 48V47H104ZM137 48V49H136ZM146 48V49H145ZM168 48V49H167ZM170 48V49H169ZM191 48V47H190ZM202 48V49H203ZM14 49V50H13ZM15 49H16V51H15ZM45 49V50H44ZM69 51H67V50ZM113 49H114V47H113ZM160 48L158 47V50H159ZM189 49V50H188ZM201 48L199 49L200 51L202 50ZM7 50V51H6ZM22 50H24V52H21ZM31 50H33V52L31 51ZM36 50V51H35ZM50 50V51H49ZM64 50V51H63ZM115 50H116V48H115ZM114 50V51H115ZM136 50H137V52H136ZM168 50H170V51H172V52H170V51H168ZM19 51V52H18ZM35 51V52H34ZM40 51V52H39ZM44 51H47V52H45L44 53ZM49 51V52H48ZM67 51V52H66ZM105 51H106V49H105ZM111 51V50H110ZM142 51H143V53H142ZM154 51V50H153ZM179 51H180V53H179ZM21 52V53H20ZM28 53V54H26V53ZM40 53V56H38L39 55V53ZM65 52V53H64ZM112 52H113V50H112ZM145 52H147V54L145 53ZM188 52V53H187ZM31 53H33L32 54V56L35 54V56H33V57H30V58H32V59H30V60H27L28 58H29V56H31ZM37 53V54H36ZM46 54V53H48V55L47 56H45L44 54ZM64 53V54H63ZM67 53V54H66ZM69 53H71V55L69 54ZM89 53H91V52H89ZM89 53H87V54H89ZM157 53H158V51H157ZM160 53V52H159ZM11 54V55H10ZM20 56H19V55ZM53 54H55V57L54 58H52L53 57ZM69 54V55H68ZM112 53L110 52V54L109 55H111ZM142 54L144 55V59H143V56H142ZM153 54V55H152ZM166 54V55H165ZM186 54H187V56H188V58H187V56H186ZM190 54H192V53H190ZM198 54V53H197ZM14 55V56H13ZM17 55V56H16ZM26 55V56H25ZM57 55V56H56ZM68 57H67V56ZM118 55V54H117ZM131 55V56H132ZM148 56V57H146V56ZM12 56V58L13 59H11V58H9V57H11ZM23 56H25L27 59H25L26 61H28L27 63L29 64V66H27L26 67V64H25V67H23L24 66V64H22V59H21V57H23ZM43 56V57H42ZM45 56V57H44ZM71 56V57H70ZM75 56V57H74ZM89 56V55H88ZM90 56H91V54H90ZM105 56V55H104ZM113 56V55H112ZM112 56H111V58H112ZM128 56H129V58H128ZM153 56V57H152ZM154 56L157 58V60H158V58L160 57V59H159V63L157 62V60H155L154 62H153V58H154ZM165 56V57H164ZM184 56V57H183ZM15 57V58H14ZM51 59H50V58ZM59 58L60 57V61H59V59H56L57 61H59V62H55L56 60H55V58ZM66 57H67V59H66ZM108 57V56H107ZM115 57H117L116 55H115ZM119 57V56H118ZM117 57V58H118ZM134 57H136V56H133L132 58H134ZM192 57V56H191ZM196 57V56H195ZM199 57L201 58L202 57V55L200 56L199 55ZM199 57H196V58H194V59H196V61H195V63H194V60H190L191 62L193 61V65L195 66L196 65V67H199V62L200 61H198V59L197 58H199ZM19 58V60H16V59H18ZM33 58L35 59V60H33ZM38 58V59H37ZM80 58V57H79ZM87 58H89V57H87ZM101 58V57H100ZM8 59H9V61H8ZM16 61H15V60ZM109 59H110V57H109ZM108 59V60H109ZM134 59H136V58H134ZM133 59V60H134ZM147 59V60H146ZM149 59H151V61L149 60ZM165 59V60H164ZM188 59V60H187ZM11 60H12V62H11ZM38 60V62H40L39 63V66L36 64V61ZM51 60V61H50ZM68 60V62H66ZM79 61V63H78V61ZM118 60V62L120 61L121 62V60L123 61V59H120L119 60V58L117 59ZM130 60H131V58H130ZM185 60H187V61H185ZM201 60V59H200ZM31 61V62H30ZM35 61V62H34ZM77 61V62H76ZM113 61H115L114 60V58H113ZM113 61H110V62H113ZM141 61V62H142ZM185 61V62H184ZM9 62V63H8ZM48 62H55V65H56V67H55V65L54 66H52V64L51 63H48ZM60 62L62 63V64H60ZM65 64H64V63ZM119 62V63H120ZM144 62V61H143ZM146 62H145V66H147V64H149V63H147L146 64ZM11 63V64H10ZM13 63V64H12ZM25 63V62H24ZM58 63H59V65H58ZM94 63H96V60H95V62ZM93 63V65H89L90 66V69H91V67L93 66L94 67V69H95V64ZM136 62L134 61V63H133V66H135L134 68H136L137 67V65L135 64ZM185 63V66H183L182 64H184ZM186 63H188L187 65H186ZM197 63V64H196ZM27 64V65H28ZM34 64H36L38 67H40L38 70H34L33 69V67L35 66H33ZM79 64V65H81L82 66V68H84V67H86V68H88V69H86V70H88L89 71V73H86V72H88V71H83L84 69H79L80 67H76L77 65ZM112 65H113V63H111ZM114 64H117V62L115 63L114 62ZM135 64V65H134ZM143 64V63H142ZM155 64H153V65H155ZM164 64H162L161 63V65H164ZM13 65V66H12ZM31 65V66H30ZM57 65H58V67H59V69H58V67H57ZM62 65V66H61ZM65 65V66H64ZM67 65H69V66H67ZM111 65V67H113ZM124 65V64H123ZM160 65V66H161ZM190 65V64H189ZM12 66V67H11ZM37 66H35V67H37ZM41 66H43V67H41ZM67 66V67H66ZM98 66V65H97ZM120 66V65H119ZM149 66V68H150V70H148L146 67H145V69H147L148 71H150V73H149V75L153 72V70H152V72H151V69L153 68V66L152 67H150L151 65H148ZM175 68H174V67ZM20 67V66H19ZM31 67H32V70H31ZM52 67V69H50ZM53 67H55V69L57 70V72H55V69L53 68ZM66 67V68H65ZM68 67H69V70H68ZM74 67V68H73ZM93 67H92V69H93ZM100 67V66H99ZM115 67V66H114ZM118 67V66H117ZM141 67V70L143 69L142 67L143 66H141V63H140V66H139V68ZM157 67V66H156ZM177 67V68H176ZM178 67L179 68H181L180 70L178 69ZM42 68V69H41ZM45 68H46V72H48V68L50 69V73H52L51 71H54L55 72V74L54 73H52L51 75H50V77H48V75L47 74H50V73H47L46 75H44L45 73H42L41 71H43V69H44V71L43 72H45ZM72 68H73V72L75 71H78V70H81L78 74H72V76H70V70H72ZM75 68H76V70H75ZM98 68V67H97ZM158 68V70L160 71L161 70V68L160 67H157ZM184 68V69H183ZM6 69V70H5ZM21 69V70H22ZM26 69V70H27ZM36 69V68H35ZM91 69V70H92ZM93 69V70H94ZM109 69H110V67H109ZM113 69L114 68H112V69H110V72H111V70L113 71ZM144 69V70H145ZM177 69V70H176ZM22 70V71H23ZM25 70V71H26ZM60 70H62L61 72H59L58 73V71H60ZM137 70H138V68H137ZM144 70H142V71H144ZM155 70V69H154ZM183 70H185V71H183ZM197 70V69H196ZM7 72V78L8 77H12L13 75H14V77H16L15 79H13V80H9V78L8 79H4V78H6L5 76L4 77H2L3 76V74H5L4 72ZM11 71H12V76H9L10 74H11ZM34 71H37V72H34ZM41 72L40 73V75L37 77L39 80H40V78H41V80L39 81L37 78H35V76L37 75V74H39V72ZM156 71V70H155ZM154 71V72H155ZM176 71V72H175ZM68 72V79H66V81H67V83H66V81H65V79L63 78V80L62 79H60L61 78V76H65L66 74L65 73H67ZM72 72V73H73ZM86 73V74H82V73ZM95 72H97V69H95ZM109 72V71H108ZM116 72V71H115ZM145 72H147L146 70H145ZM157 72V71H156ZM155 72V73H156ZM164 72L166 73V74H168V75H166V74H164ZM179 72H180V74H179ZM192 72V71H191ZM190 72V74H192ZM33 73V74H32ZM34 73H37V74H35L34 75ZM56 73H58V74H56ZM65 75H64V74ZM111 73H114V71L113 72H111ZM117 73V72H116ZM115 73V74H116ZM162 74V76H160L161 74ZM170 73V74H169ZM200 73V72H199ZM198 73V70H197V74L198 75H200ZM27 74V75H26ZM42 74V75H41ZM63 74V75H62ZM81 74L85 77L86 75H88L89 76V78L91 77V75H92V77L94 78V79H92V77L89 79L90 81L92 80V84L90 83V81H88V83L89 84H86L84 81L82 82L84 85L86 84V86L84 87L83 86V84H81V80H80V84H79V82L78 81H76L77 80V78H79V76H80V78L82 77L81 76ZM146 73H144V75H145ZM148 74V73H147ZM154 73H152V75H153ZM164 74V75H163ZM186 74H187V71H186ZM185 74V75H186ZM188 74H189V72H188ZM187 74V75H188ZM193 74H194V72H193ZM196 74V73H195ZM6 75V74H5ZM33 75V76H32ZM55 75H57V76H55ZM108 75L109 74H106V76H107V82H108V80H109V77H108ZM148 75V76H149ZM152 75H150V77L152 78L153 76H154V79H155V77H158L157 75L155 76V74L152 76ZM178 77H177V76ZM179 75H183V76H181V79L182 80H180V76ZM185 76V78L186 77H188V76ZM197 75V76H198ZM19 76V77H20ZM47 78H49L48 80H46L45 78L46 77ZM52 76H55V78L54 77H52ZM70 76V77H69ZM87 76V77H88ZM111 76V75H110ZM32 77V78H31ZM40 77V78H39ZM44 77V78H43ZM59 77V78H58ZM74 77H77V78H75L74 79V81H73V78ZM86 77V78H87ZM192 77H194V78H192ZM30 78H31V80H30ZM56 78H58V79H60V80H62V81H59V80H56ZM66 78H67V76H66ZM70 78H72L71 80H70ZM145 78L147 79V78H149V77H146V75H145ZM163 78V77H162ZM167 78H170V79H167ZM172 78V79H171ZM189 78V77H188ZM12 79V78H11ZM38 81H37V80ZM53 79V80H52ZM106 78L104 77V80H105ZM187 79V78H186ZM190 80H196L197 79V77H196V75L194 76V75H190V78H189ZM33 80H36L35 82L33 81ZM49 80H50V82H51V85H49L48 84V86H47V83L46 82H49ZM55 80V81H54ZM70 80V81H69ZM172 80V81H171ZM8 81V82H7ZM9 81H11L10 83H9ZM44 81V82H43ZM97 81V80H96ZM179 81V82H178ZM181 81V82H180ZM187 80H185L184 82H186ZM9 83L10 84V88H8L9 87V84H7V83ZM40 82V83H39ZM49 82V83H50ZM55 82H57V84L60 86V84H61V86L63 85L62 84V82L64 83H66L67 85H70V83H72V85H70L71 87H70V90L68 89H66V86H65V88H64V85L62 86L63 87V89L64 90H67V91H70V92H66V91H64L63 89H62V87H59V89L61 88V90H60V94H62L63 95V93H65L63 96L61 95H59L60 97V99L57 97L58 96V94L56 93V90H58V85L55 83ZM61 82V83H60ZM87 82V81H86ZM93 82H94V84H93ZM60 83V84H59ZM104 83V82H103ZM178 83V84H177ZM187 83H188V81H187ZM29 84H31V86H29ZM33 84H35L36 85V87H32L33 86ZM42 84H45V86L44 85H42ZM98 84V83H97ZM105 84H106V81H105ZM156 84V83H155ZM181 86H180V85ZM20 85H22V87L20 86ZM34 85V86H35ZM38 85V86H37ZM40 85V86H39ZM55 85H57V86H54ZM104 85V84H103ZM184 85V84H183ZM186 85V84H185ZM52 86V87H51ZM97 85H94V86H92V88L93 87H96ZM171 86V87H170ZM4 87H5V89H4ZM20 87H21V89H22V91H21V89H20ZM29 87V88H28ZM42 87V88H41ZM53 87H54V90H55V92H54V90H53ZM154 87H156L155 85H154ZM183 87H186V86H183ZM7 88V89H6ZM24 88V89H23ZM26 88H28L30 91H31V89H32V91H31V93H28V92H25V91H28V89H26ZM31 88V89H30ZM33 88H35V89H33ZM69 88V87H68ZM71 88H73L74 89V91H72L71 90ZM166 88V87H165ZM165 88L163 89V91L165 90ZM1 89V90H2ZM18 91H17V90ZM20 89V90H19ZM36 89H38V90H36ZM50 89V90H49ZM86 89V90H85ZM94 89V88H93ZM184 89V88H183ZM0 90V91H1ZM24 90V91H23ZM51 90H52V92H51ZM88 90V91H87ZM155 90V89H154ZM59 91V90H58ZM57 91V92H58ZM78 91V90H77ZM166 91V90H165ZM168 91V90H167ZM24 93V95H22V93ZM41 92V93H40ZM182 92V91H181ZM2 93H3V91H2ZM2 93H0L1 95H2ZM13 92H11V94H12ZM17 93H20V96H18L19 94H17ZM27 93V94H26ZM59 93V92H58ZM169 93V92H168ZM167 93V94H168ZM175 93V92H174ZM14 94H12V95H14ZM34 93H32V95H33ZM53 96H52V95ZM138 94L139 93H135V94H132V98L130 99L131 100V103L133 102V100H134V102L136 103V104H138L137 106H136V109L135 108H133V110L132 111H134V110H136L134 113H136V112H141V113H138V114H143L144 115V113H146V118L148 117L147 115H148V113H150V110L148 109V104H152V105H154L155 106V104L153 103V100H152V98L151 97H149V96H147V95H145V94H143L142 92L139 94V96H138ZM143 94V95H142ZM173 94V93H172ZM7 97H6V96ZM26 95V96H25ZM55 95H57V96H55ZM174 95V94H173ZM3 96V95H2ZM16 96H18L17 98H16ZM51 96V97H50ZM66 96V97H65ZM1 97V96H0ZM24 97V98H23ZM63 97H64V99H63ZM134 97V98H133ZM12 98V97H11ZM51 100V98H52V100H51V102H50V100ZM58 98V99H57ZM150 98V99H149ZM53 99L55 100L54 102H53V105L56 107V108H58L57 110L56 109H53L54 108V106L53 107H51L52 105H51V103H52V101H53ZM56 99L58 100V101H56ZM71 99V98H70ZM72 99H73V97H72ZM76 99H77V101H76ZM137 99H139V100H137ZM154 99V98H153ZM2 100V99H1ZM98 100V99H97ZM72 101V102H71ZM79 101V102H78ZM128 101V100H127ZM17 102V101H16ZM26 102H24L23 101V103H26ZM73 102H75V103H73ZM77 102V103H76ZM125 102V107L124 108H127V103H128V105H129V102H127L126 103V101H124ZM13 103H15V102H13ZM13 103H11V104H13ZM50 103V104H49ZM57 103H55V104H57ZM61 102H59V104H60ZM73 103V104H72ZM134 103V104H135ZM10 104V106H9V108H11V107H13L14 106V104H13V106ZM77 104V105H76ZM51 105V106H50ZM75 105V106H74ZM132 105V104H131ZM152 105H150V107H151V109H153L152 107ZM70 106V107H69ZM133 106V105H132ZM77 107V109L78 108H80L79 109V113L82 111V110H84V112H82L81 114L83 115H81V117H79L80 116V114L78 113V111L75 109V108ZM94 107V106H93ZM92 107V108H93ZM103 107H104V105H103ZM123 107V105H119V107H118V110H122L121 108ZM130 107V106H129ZM64 108V107H63ZM123 108V109H124ZM137 108H140V110H144V111H138L137 110ZM16 109V108H15ZM98 109V110H97ZM147 109V110H146ZM11 110L13 111V109L11 108ZM53 110V111H52ZM125 110V109H124ZM8 111V110H7ZM11 111V112H12ZM146 111V112H145ZM75 112V113H74ZM88 112V111H87ZM93 112V113H92ZM101 112V111H100ZM48 113V114H47ZM62 115H61V114ZM56 114V115H55ZM95 115V117L93 116V115ZM137 114V115H138ZM58 115H60L61 117H62V119H60V121H59V118H61L60 116L58 117ZM77 115H79V116H77ZM86 115V116H85ZM96 115H97V117L98 118H100V119H96ZM63 116L65 117L64 119H63ZM106 116V115H105ZM105 116H103V117H105ZM135 116H136V114H135ZM92 117V118H91ZM48 118V119H47ZM56 118V119H55ZM71 118V119H70ZM83 118V119H82ZM91 118V119H90ZM94 118H95V120H94ZM57 119H58V121H57ZM105 119V118H104ZM103 119V120H104ZM55 120V121H54ZM66 120V122H64ZM73 120V121H72ZM99 120H101V122H99ZM70 121H72V122H70ZM81 121H83L82 123H81ZM93 121H94V123H93ZM98 121V122H97ZM105 121V120H104ZM53 122H57L58 123V125H57V123H53ZM79 122L81 123V124H79ZM95 123H96V125H100V123H101V126H96L95 127ZM98 123V124H97ZM103 123V124H102ZM34 124V125H33ZM51 124L53 125V126H51ZM76 124V125H75ZM93 124V125H92ZM24 125V126H23ZM107 125H108V123H107ZM16 126V125H15ZM14 126V127H15ZM40 126V127H41ZM49 126V127H48ZM51 126V127H50ZM82 127V128H81ZM17 127H15L14 128V130H13V132L15 133V132H17V131H15V129H16ZM29 128H31V129H29ZM33 128V129H32ZM84 128V129H83ZM86 128V129H85ZM98 128V129H97ZM109 128V127H108ZM120 128V127H119ZM38 129V130H43L42 132L40 131V133H37L38 132V130L36 131V130ZM62 129V128H61ZM63 129V130H64ZM82 129V130H81ZM91 129H92V131H91ZM17 130V129H16ZM30 130H32L33 131V133H31V131ZM47 131L48 133H46V134H48V136L44 133V131ZM73 130L75 131V132H73ZM86 132H85V131ZM97 130V131H96ZM11 131V130H10ZM65 131V130H64ZM78 131V132H77ZM81 131V132H80ZM142 131V130H141ZM146 131V129L144 128L143 129V132H145ZM13 132H12V134H13ZM29 132H30V134H29ZM60 132H63L62 130H59L57 133H60ZM84 132V134H82L81 135V133H83ZM87 132H89V133H91V134H88ZM96 132V133H95ZM99 132V133H98ZM109 133V132H108ZM112 133H114L113 131H112ZM121 133V132H120ZM38 134V135H37ZM45 134V135H44ZM67 134V135H66ZM80 134V135H79ZM85 134H87V135H85ZM96 134H98V135H96ZM26 135H24L25 137H26ZM35 135V134H34ZM33 135V136H34ZM76 135V136H75ZM86 137H85V136ZM88 135H90V136H88ZM94 135H95V137H94ZM107 135H110V134H107ZM14 136V135H13ZM32 136V137H33ZM45 136V137H44ZM88 136V137H87ZM104 136V137H103ZM115 136H116V138H115ZM15 137V136H14ZM31 137V138H32ZM42 137V138H41ZM55 137V136H54ZM56 137L58 138V136L56 135ZM75 137V138H74ZM90 137V138H89ZM97 137V138H96ZM101 137V138H100ZM138 137V136H137ZM16 138V137H15ZM27 138V137H26ZM26 138H19V140H21L22 141V143L21 144H24V142L23 141H25V139ZM40 138H41V140H40ZM49 138H51V139H49ZM64 138V139H63ZM76 138H77V141H76ZM89 138V139H88ZM100 138V139H99ZM112 138V139H111ZM113 138H115V139H117V140H113ZM121 138V139H122ZM16 139H18V138H16ZM43 139V140H42ZM47 140V141H45V140ZM66 139H68V140H66ZM81 139V140H80ZM91 139L93 140V141H91ZM95 139H96V141H97V144L95 143L96 141H95ZM15 139H12L11 138V142H12V144L13 143H16L17 141L15 140ZM18 140V141H19ZM27 140V139H26ZM53 140H55L54 142H53ZM63 140V141H62ZM88 140V141H87ZM102 140H103V142H102ZM123 140H121L122 142H123ZM20 141V142H21ZM36 141V140H35ZM51 141V142H50ZM70 141V142H69ZM76 141V142H75ZM98 141L99 142H102L101 144H100V146L101 147H99V145H98ZM112 141H114V142H112ZM115 141H116V143H115ZM119 141V142H118ZM47 142V143H46ZM49 142V143H48ZM79 142V143H78ZM87 142H88V144H87ZM124 142H126V141H124ZM123 142V143H124ZM28 143V142H27ZM30 143L28 144V148L29 147H31L32 145H30ZM55 145H54V144ZM62 143H64V144H62ZM67 143H69V144H67ZM90 143H91V145H90ZM115 143V144H114ZM117 143H119V145H116ZM16 144H18L19 145V143L17 142ZM52 144V145H51ZM67 144V145H66ZM81 144H83V146L81 145ZM86 144V145H85ZM94 144V145H93ZM107 144V145H106ZM113 144V145H112ZM15 145V144H14ZM30 145V146H29ZM59 145H61V146H63V148L61 147V146H59ZM70 145V146H69ZM96 145V146H95ZM45 146V147H44ZM52 146V147H51ZM81 146H82V148H84V149H82L81 148ZM91 146V147H90ZM104 146V147H103ZM121 146H123V147H121ZM149 146V145H148ZM22 147H24V145H22ZM25 147H26V143H25ZM25 148V149H27L28 150V148ZM56 148L55 150H53L52 148ZM69 147H71V148H69ZM86 147V148H85ZM96 147V148H95ZM106 147H107V150H105L106 149ZM114 147V148H113ZM116 147H118V148H122L123 149V152H122V150L120 149V150H117V151H121L120 152V154L122 155L121 157H123V155L125 154L126 155V153L128 152L129 154H127L126 156L124 155V157H127L128 155L130 156V157H127V159L126 158H121V160H120V155H119V153L117 154V157H116ZM59 148H61V149H59ZM67 150L66 152H64L65 151V149ZM78 148H79V150H80V148H81V152L78 150ZM100 148V149H99ZM102 148V149H101ZM108 148H111V151H109L108 152V150H110V149H108ZM142 148V149H141ZM32 149V148H31ZM31 149H29V150H31ZM35 149V150H36ZM40 149H37V150H40ZM92 149H94V150H92ZM99 149V150H98ZM104 149V150H103ZM115 149V151H112V150H114ZM124 149H126V150H124ZM52 150V151H51ZM74 150V152H72ZM82 150H83V152L86 150V152H84V153H82ZM98 152H97V151ZM101 150V151H100ZM148 150V149H147ZM49 153H48V152ZM56 151L57 152H59L60 154H62L63 155V153H61V152H64L65 154H64V156L67 154V152L68 151H70V152H68V154L66 155V157L67 156H69V158H67V159H65L64 157H62V155H61V158L60 157H57V155L59 154H56V156H55V153H56ZM93 151V152H92ZM127 151V152H126ZM75 152H76V154H78L80 157H81V159H80V157H78V160H77V156H75L76 154H75ZM87 152L90 154V155H92V153H94V154H96V155H92V157L88 154V155H86L87 154ZM96 152V153H95ZM103 152V153H102ZM110 152H112V153H110ZM115 152V153H114ZM27 153V154H26ZM69 153H71V154H69ZM72 153H73V156H72ZM99 153V154H98ZM10 154V155H9ZM13 154V155H12ZM26 156H25V155ZM29 154V155H28ZM35 154V153H34ZM81 154V155H80ZM104 154V155H103ZM14 157V158H11L12 156ZM15 155V156H14ZM28 155V156H27ZM37 155H39V156H37ZM118 155H119V157H118ZM58 156H60V155H58ZM73 157V159L75 160V162H77L78 164L77 165H79V167L80 166H83L81 169L82 170H84V171H82L81 169H78L77 171L75 170V168H79V167H77L76 166V163H74L73 162V159L72 158H70V157ZM74 156H75V158H74ZM84 156V157H83ZM85 156H90V157H86L85 158ZM94 156V157H93ZM97 156V157H96ZM106 156V157H105ZM109 156H110V158H109ZM28 157V158H27ZM36 157V158H35ZM83 157V158H82ZM11 158V159H10ZM64 158V159H63ZM93 158V159H92ZM95 158V159H94ZM100 158H101V160L103 161H101L100 160ZM102 158H104V159H102ZM128 158L130 159V161H128ZM131 158H133V161H132V159ZM2 159H3V162L4 163H2ZM27 159V160H26ZM28 159H30V160H28ZM37 159V160H36ZM69 159H71V160H69ZM86 159V160H85ZM127 160V162H129V163H126V160ZM40 162H39V161ZM90 160V161H89ZM92 160V161H91ZM94 160V161H93ZM95 160H96V162H95ZM135 160V161H134ZM10 161V162H9ZM27 161V162H26ZM37 161V162H36ZM70 161H72V162H70ZM106 161H108V162H106ZM80 162H81V164H80ZM95 162V163H94ZM110 162H111V164H110ZM123 162H125L124 164H123ZM130 162H132V163H130ZM137 164H136V163ZM24 163H26V164H29V165H26V164H24ZM32 163H37V164H35V165H37V166H35L34 164L33 165H31ZM43 163V164H42ZM59 165H61L62 164V166H64V168L66 169V171H65V173L64 172H62V170H60V168H58L59 166H58V164ZM65 163H66V165H65ZM74 163V164H73ZM82 163L84 164V165H82ZM97 163H99V165L97 164ZM102 163H104L103 164V166H102ZM108 163V164H107ZM114 163H115V165H114ZM135 163V164H134ZM140 165H139V164ZM146 164V166L145 167H142V169H140V167L139 166H141L142 164ZM56 165V168H57V172L55 171L54 172V167H55V165ZM95 164V165H94ZM116 164H117V166H116ZM129 164H133L132 165V167H131V165H129ZM149 164V165H148ZM23 165V166H22ZM25 165V166H24ZM54 165V167H51V166H53ZM70 165H72V166H70ZM74 165V166H73ZM104 165L107 167L108 166V168L110 167V165H113L114 166V169L112 168H110V169H108L107 168V170H106V167L105 168H103L104 167ZM136 167H135V166ZM139 165V166H138ZM66 166H68V167H66ZM76 166V167H75ZM89 166H91V168H89ZM102 167V168H100V167ZM115 166H116V169H115ZM119 166V167H118ZM121 166V167H120ZM152 167L151 169L149 168V172L152 174L153 173V175L151 176V174L148 172L147 173V171H148V168L147 167ZM225 166V165H224ZM24 167H27V169L25 168V169H23ZM44 167V168H43ZM74 167V168H73ZM87 167V168H86ZM117 167H118V169L120 168V170H118L117 171ZM139 167V168H138ZM33 168V169H32ZM41 168V170H39ZM93 168V169H92ZM97 168V169H96ZM99 168V169H98ZM121 168H122V170L124 171H122L121 170ZM87 170V172H86V170ZM103 169H105V171H106V174H105V171L103 170ZM145 169H147L144 173H143V171L142 170H145ZM28 170L29 171H31V172H28ZM49 170H50V173H49ZM69 170V171H68ZM89 170H91V171H89ZM113 170V171H112ZM34 171V172H33ZM48 171V172H47ZM81 172V173H79V172ZM93 171H96L97 173H93ZM122 171V172H121ZM142 171V173H140ZM59 172V173H58ZM92 172V173H91ZM103 172H104V174H103ZM108 172V173H107ZM112 172H113V174H112ZM116 172V173H115ZM56 175H55V174ZM58 173V174H57ZM62 173V174H61ZM67 173H72L71 175H67ZM89 173V174H88ZM99 173H100V177L99 176H96V174L97 175H99ZM121 173V174H120ZM45 174H47L48 175V177H50L49 179H51L50 181H47V179L48 178H45V177H47V175L45 176ZM93 174V175H92ZM116 174V175H115ZM129 176H128V175ZM142 174H144L143 176H142ZM145 174H147V175H145ZM161 174V173H160ZM167 174V173H166ZM169 174V173H168ZM62 175H63V177H62ZM85 175V176H84ZM102 175H103V177H102ZM107 175L111 178H109V177H107ZM111 175H113V176H111ZM124 175V176H123ZM126 175V176H125ZM149 175V176H148ZM163 175H165L164 177L165 178H162L163 177ZM68 176V177H67ZM78 176H79V178H78ZM105 176H106V179H105ZM122 177V178H119V177ZM160 176V177H159ZM187 176V175H186ZM56 177V178H55ZM58 177V178H57ZM65 177V178H64ZM93 177H95V178H93ZM100 178V179H98V178ZM113 177V178H112ZM116 177V178H115ZM237 177H238V175H237ZM67 178V179H66ZM72 180H74V181H72ZM93 178V179H92ZM104 178V179H103ZM115 178V179H114ZM153 178V179H152ZM48 179V180H49ZM60 179H62V180H60ZM64 179H65V184L63 183V181H64ZM102 179V180H101ZM124 179V180H123ZM127 179V180H126ZM147 179V180H146ZM158 179V180H157ZM159 179H161L162 181H164V184H162L161 182H160V180ZM173 179H175V177L173 178ZM60 180V181H59ZM85 180V181H84ZM113 180V181H112ZM145 180V181H144ZM149 180V181H148ZM168 180H169V178H168ZM54 181H55V183H57L56 185H55V183H54ZM147 181H148V183H147ZM167 181V182H166ZM176 181V180H175ZM50 182V185L48 184ZM52 182H53V184H52ZM62 182V185L63 186H65V187H62V185L60 184V183ZM72 182V183H71ZM73 182H75V183H73ZM154 182H156V183H154ZM47 183V184H46ZM82 183H83V185H84V187L82 186ZM86 183H87V185H88V187H87V185H86ZM92 183V184H91ZM98 183V184H97ZM105 183V184H104ZM114 183V184H113ZM154 183V184H153ZM201 183V182H200ZM157 184V185H156ZM160 184V185H159ZM167 184H171V185H167ZM202 184H203V182H202ZM48 185V186H47ZM54 185V186H53ZM92 185V186H91ZM100 185V186H99ZM90 186V187H89ZM147 186V187H146ZM160 186V187H159ZM86 187H87V189H86ZM93 187V188H92ZM165 187L167 188V189H165ZM172 187V188H171ZM84 188V189H83ZM89 188H90V190L92 191H89ZM156 188V189H155ZM164 188V189H163ZM180 188V187H179ZM86 189V190H85ZM162 189V190H161ZM169 189H171V190H173V191H175V189H177L178 190V194H177V191H175V192H172V191H170ZM70 192H68V191ZM146 190V191H145ZM91 192V193H89V192ZM68 192V193H67ZM79 192V193H78ZM116 192V193H115ZM168 192H169V194H168ZM173 193V195H172V193ZM161 193V194H160ZM163 193V194H162ZM166 193V194H165ZM175 193H176V195H175ZM193 193V194H192ZM78 194H80V196L81 197H79V195ZM92 195L91 197H87V195ZM159 194V195H158ZM170 194H171V196H170ZM183 194H184V196H183ZM88 195V196H89ZM158 195V196H157ZM161 195V196H160ZM169 197V200H168V197ZM177 197V199H178V197H179V199L177 200V201H180V202H178L179 204L182 202V204H180L181 206H179L178 204V207H177V205H176V203H175V201L174 200H176V197ZM190 195H193V196H191V198L189 197L188 198V196H190ZM77 196H78V198H77ZM94 196V197H93ZM173 196H174V198H173ZM147 197V198H146ZM163 197V198H162ZM167 199H166V198ZM185 197V198H184ZM81 198H82V200H81ZM149 199V200H148ZM162 199V200H161ZM173 199V200H172ZM184 199V200H183ZM189 199V200H188ZM193 199H194V201H193ZM195 199H197V200H195ZM207 199V198H206ZM159 200V201H158ZM161 200V201H160ZM79 201H80V203H79ZM168 201H169V203H168ZM172 201H173V203H172ZM185 201H186V203H185ZM194 202V204H193V202ZM83 202V203H82ZM95 202V203H94ZM192 202V203H191ZM197 202H198V204H197ZM203 202V203H202ZM79 203V204H78ZM85 203V204H84ZM174 203H175V208H174ZM81 204V206L83 207V208H80V206H78V205H80ZM199 204H201V205H199ZM208 204H210L209 202H208ZM87 205V206H86ZM171 205V206H170ZM199 205V206H198ZM89 206V207H88ZM147 208H146V207ZM173 206V207H172ZM189 206V207H188ZM191 206H192V208L194 209H190L191 208ZM194 206V207H193ZM79 207V208H78ZM86 207V208H85ZM90 207H92V208H90ZM170 207H172V208H170ZM187 207V208H186ZM203 207V208H202ZM90 208V209H89ZM182 208V209H181ZM205 208V210H206V212H205V210H202V209H204ZM160 209V210H159ZM198 209V211L196 212V210ZM71 210H74V211H71ZM80 210V211H79ZM85 210H87V211H85ZM142 210V211H141ZM208 210V211H207ZM159 211V212H158ZM191 213H190V212ZM203 211V212H202ZM78 212V213H77ZM140 212H141V214H143V218L147 221L148 220V222H145V221H142L143 220V218L142 217H140V216H142V215H140ZM194 214H193V213ZM196 212V213H195ZM200 212V213H199ZM213 212V211H212ZM139 214V215H138ZM198 214V215H197ZM206 214V215H205ZM158 215H160L161 217H159ZM179 215V216H178ZM207 215H209V217L207 216ZM211 215H213V214H211ZM145 216V217H144ZM202 216H204L203 218H202ZM207 216V217H206ZM216 216V215H215ZM164 217V218H163ZM178 217H180L179 219H178ZM196 217V218H195ZM198 217V218H197ZM217 217V216H216ZM171 218V219H170ZM211 218V219H210ZM66 219H70L69 220V223L66 221ZM165 221L166 219V223L165 222H163V220ZM169 219V220H168ZM181 219V221H179ZM171 220V223L169 222ZM204 220V221H203ZM150 221V222H149ZM182 221H183V223H182ZM189 221V222H188ZM201 222V224L200 223H198V222ZM66 222V223H65ZM142 222H144V224L146 225V228H145V226H143L144 224H142ZM162 222H163V224H162ZM180 222V223H179ZM204 222V223H203ZM149 223V224H148ZM196 223H198L199 225H200V227L202 226V224H203V226L205 227H202L201 228V230H202V232H201V230L199 229L200 227H199V225L198 224H196ZM64 224H66V226H64ZM68 224H70V225H68ZM167 224H168V227H166L167 226ZM176 224V225H175ZM183 224V225H182ZM195 224H196V226H195ZM206 224V225H205ZM212 224H213V227H212ZM68 225V226H67ZM72 225H74V226H72ZM162 225H163V227H162ZM189 225H191V226H193V227H195V228H192V230L193 229H196L195 230V232L197 231H200V232H198L200 235H201V239H204L203 240V244L204 245H206V249H207V251H205L206 249H205V247L204 248H202L201 247V245H200V247L202 248V249H205L204 250V252H205V254L206 253H208V251H209V255L207 254V255H205V256H207L206 258H207V260H205V259H203L204 258V256H203V258L202 257H200V253L197 251V250H195V252L197 253V255H196V253H194V250L191 248V249H189L190 248V246L188 245V244H185V247L184 246H180L178 243L179 242H176V244H174L176 247H174V245H172L173 243H172V241L171 240H173V239H170L171 238V236H173V234H174V231L176 230V228L178 229V228H182V227H189ZM215 225V226H214ZM149 226H153V227H150L149 228ZM174 226H175V228H174ZM177 226V227H176ZM190 226V227H191ZM210 226V227H209ZM217 226H218V222H217ZM220 226V225H219ZM73 227V228H72ZM148 227V228H147ZM161 227V228H160ZM164 227H166V228H164ZM197 227H199V228H197ZM215 227V228H214ZM165 230H164V229ZM180 228V229H181ZM183 228V229H184ZM186 228L184 229V230H186ZM208 228V230H206ZM147 229H149V231H147ZM153 229V230H152ZM180 229H178V231L180 230ZM182 229V230H183ZM199 229V230H198ZM205 229V230H204ZM152 230V231H151ZM183 230V231H184ZM214 230V231H213ZM183 231H181V232H183ZM188 231V229L185 231V232H187ZM194 231V230H193ZM206 231V232H205ZM213 231V232H212ZM190 231H188L187 233H189ZM197 232L195 233L196 235H197ZM205 232V233H204ZM191 233H193V232H190V238L192 239V237H191ZM175 235V234H174ZM182 235L184 236V234L182 233ZM182 235L180 234V236L182 237ZM186 235V234H185ZM188 235V234H187ZM194 234H192V236H193ZM195 235V236H196ZM204 235V236H203ZM218 235H220L219 237H218ZM264 234L262 233V235H260V237H262ZM216 236L218 237L217 239H216ZM176 237V236H175ZM264 237V236H263ZM173 238V237H172ZM186 237H184V238H182L181 240H183V239H185ZM177 239V238H176ZM178 239H179V236H178ZM191 239L190 240H187V241H191ZM193 239H195L194 237H193ZM197 239V241H199V240H201L200 239V236H199V239H198V237L196 238ZM195 239V240H196ZM186 240V239H185ZM185 240H184V242H185ZM220 240H222V239H220ZM196 241V242H197ZM202 241V240H201ZM201 241H199L200 243H201ZM251 241V240H250ZM261 242V241H260ZM246 243V242H245ZM178 244V245H177ZM181 244V243H180ZM202 244V243H201ZM181 245H183V244H181ZM249 245H251V246H249ZM186 246H188V248L186 247ZM185 248V249H184ZM236 249V250H235ZM185 250V251H184ZM230 250H231V248H230ZM220 251V252H219ZM226 251H228V253L226 252ZM223 252V253H222ZM230 252V253H229ZM239 252V253H238ZM210 253H212V254H214V255H211ZM218 253H220V255H218ZM230 256H229V255ZM240 254H241V256H240ZM261 254V255H260ZM217 255V256H216ZM225 255H228L229 256V258H228V256L227 257H224ZM244 255V256H243ZM260 255V256H259ZM208 256H210V257H208ZM214 257L215 256V258L217 257V259H214V258H212V257ZM237 256V257H236ZM238 256H240V257H238ZM263 256H264V254H263ZM224 257V258H223ZM233 257H235V258H233ZM245 257H246V259H248V261H246V262H243V261H245ZM208 258H211V261H210V259H208ZM230 258H232V259H230ZM212 259H214V261H216V260H219V261H216V262H214ZM229 259V260H228ZM234 259V260H233ZM243 259V260H242ZM209 260V261H208ZM241 260V261H240ZM205 261V262H204ZM236 261H235V264H237L236 263ZM224 262V264H227V262L225 263ZM241 263H239V264H241ZM247 263V264H248Z\"/></svg>","mask_w":264,"mask_h":264}]
</instances>
